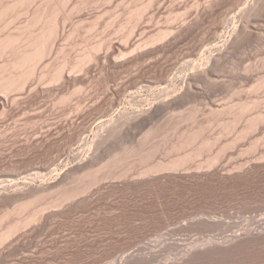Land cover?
<instances>
[{
	"label": "rangeland",
	"instance_id": "obj_1",
	"mask_svg": "<svg viewBox=\"0 0 264 264\" xmlns=\"http://www.w3.org/2000/svg\"><path fill=\"white\" fill-rule=\"evenodd\" d=\"M76 1V2H75ZM89 1V3H88ZM94 3L92 2V0H81V2L84 3V6L82 4H78L79 5V12L77 10V2L78 3H81L79 2V0H71L69 1L66 5V9H64L66 12H63L61 15H60V19H64V18H70V19H67L69 20L68 22L64 23L65 22L63 19V22L61 25H64V29L66 28L67 30H62L65 32V33H62L64 35H61V40L60 38L58 39V42H56V45L57 47L60 49L62 48L63 46L66 48L63 49H60V50H57V47L55 45V49L54 52L50 55L47 56V58L45 60H43L44 62H41L42 64H45V67L48 66L49 68L46 67V71L48 72L49 69L53 66V67H58L57 65L61 66V65H66V68L65 67V74L66 73H70L71 76H68V74H66V78L64 80H61L62 83H59V85H56L58 83H53L51 84V82L49 81L50 79H47V78H44L46 81H44V79L42 78V80H40L41 78L38 76L39 74H37L36 78L35 79H32L31 81L35 80L33 83L30 81V83L28 82V86L25 87V89L21 92L17 91L16 92H12L13 94L11 95H4L3 93H0V135H1V139H0V182L3 184L0 183V194L4 193L6 194L7 193V196L10 192H13L14 190L16 191V188H17V191H18V194L19 195V192H22L24 191V187H26L25 190L28 191V188H29V197H24V193H23V197H24V200L21 199L20 201L18 200L17 202V199L14 201H6L4 202V199L2 202V204H0V218L3 217V216H7V212L9 210V212L15 208L17 209L18 207H20V205H22V203H27V200H29L28 202H31V206L30 208L28 209H25L23 210L22 213L18 212L14 213V214H10L9 212V219L6 218V217H3L2 218V221L1 224H0V232L2 233L3 230L6 231L5 229L8 228L9 226V222H16V219L17 221H22V220H25L26 223L31 221V217L33 216L32 214L35 212V211H38V210H41L43 209L45 212H41L43 214H40L39 215V220H34L32 221V223H37L36 224H32V223H28V224H32L31 226H28L30 228L26 229L27 228V225L22 229L20 230V232H17L14 236H12L11 238H9L10 240H7V244L4 243L2 245H0V257H2V259H0V264H136L137 262L140 264H264V160L262 156H264V123H262L264 120L263 118V115H264V88H261V87H264L262 82L264 83V8L262 10H258L257 13L255 14L256 17L253 15L256 11H251L249 12L251 14L248 13V15L246 14V10L247 12L250 10L249 9V6L250 8H253L252 6H254V4L256 5V3H253L255 2L254 0H246L242 2H236V0H228L225 2V4H223L222 6L219 7V9H217L211 17L209 18H206L204 19L203 21V26H200L199 28H197L196 30H194L192 32V34H189V36H186L180 43H178L177 45L173 46L170 50L168 51H162L160 52L159 54H150L151 51L155 50V47L156 49H160L162 46H164V44L166 45L168 42L166 40V43L163 42L162 46H161V43L159 41V43L157 42L158 40H156L157 44H153V43H156L155 41L152 42L153 38L156 37L159 33L158 32H164V31H167V30H170L171 31H175L177 32V30L179 29V27H181V25L183 24H186L187 20H188V23L192 22L193 18L196 17L195 15L197 14V10H200L201 12V8L204 7L202 9V11L205 9L206 5L209 4L210 0H105L107 3V7L106 5H104V0H93ZM98 3H96V2ZM99 1V2H98ZM114 1V2H113ZM132 1V2H131ZM143 1L145 3H143ZM230 1V2H229ZM234 1V2H233ZM74 4H73V3ZM91 2V3H90ZM111 2V3H110ZM119 2V3H118ZM151 2V3H150ZM154 2V3H153ZM40 1L37 0V3H33L30 7L32 10H30L28 12V14H32L31 11L33 12V10L35 9V7H37V4H39ZM70 3V4H69ZM96 3V4H95ZM110 3V4H109ZM124 3L123 6H121L122 4ZM127 3V5L125 4ZM134 3V4H133ZM143 3V4H141ZM150 3V4H149ZM233 3V5H232ZM237 3H240V5ZM36 6H35V5ZM91 4V7L90 5ZM93 4V5H92ZM95 4V6H94ZM146 5L147 6V9L144 10L143 12V15L141 17V19H133L131 20V12L133 11H136L135 10V7L137 9V7H140L142 8V5ZM155 4V5H154ZM162 4V5H161ZM235 4V5H234ZM253 4V5H252ZM83 6L82 9L80 6ZM110 5V6H109ZM113 5V6H112ZM132 5V6H131ZM134 5V6H133ZM140 5V6H139ZM144 5V7H145ZM252 5V6H251ZM73 6V7H72ZM93 9V10H90V8ZM102 8H101V7ZM112 6V7H111ZM116 8H115V7ZM125 6V8H124ZM129 8H126L128 7ZM228 6V7H227ZM231 6V7H229ZM67 7H68V10H67ZM71 7V9H70ZM77 7V8H76ZM97 7V8H96ZM150 7V8H149ZM159 7V8H157ZM34 8V9H33ZM86 8V9H85ZM95 8V9H94ZM123 8V9H122ZM131 8V9H130ZM166 8V9H165ZM74 11H73V10ZM84 9V10H83ZM97 9V11H96ZM100 9V10H99ZM107 12H105V10ZM112 9V11H111ZM115 9V11H113ZM116 9H120L121 11H124V12H119L120 10H117ZM127 9V10H126ZM154 11H152V10ZM155 9V10H154ZM246 9V10H245ZM70 10V11H69ZM126 10V11H125ZM132 10V11H131ZM181 10V11H180ZM73 14H72V12ZM78 11V12H77ZM91 11V13H90ZM110 11V12H109ZM128 11L130 13H128ZM180 11V12H178ZM222 11V12H221ZM262 11V12H261ZM69 12V13H68ZM75 12V13H74ZM83 12V13H82ZM89 12V13H87ZM93 12V13H92ZM102 12V13H101ZM114 12V13H113ZM157 12V13H156ZM170 12V13H169ZM176 12V13H175ZM198 12V13H200ZM65 13V14H64ZM78 13V14H77ZM100 13V14H99ZM105 13V14H104ZM108 13H110V15L112 17H115V14L117 18H112ZM146 13V17L144 16ZM162 13V14H161ZM168 13V14H167ZM178 13H180L179 15H177ZM183 13V14H182ZM228 13V14H227ZM259 13V14H258ZM28 14L26 15L24 13V15H21L19 17V19H17L15 21V25L13 26H16V27H12V25H10L8 27V29H4V32L7 33V32H10V30L14 29V31H11L12 33L16 32L17 28H19L20 26H24L26 25V21L29 20L30 16H28ZM70 16H69V15ZM72 14V15H71ZM76 14V15H75ZM82 14V15H81ZM87 14V15H86ZM89 14V15H88ZM95 14V15H94ZM104 16H103V15ZM123 14V15H122ZM125 14V15H124ZM127 14V15H126ZM157 14V15H156ZM160 14V15H159ZM166 14V15H165ZM170 14H172L170 16ZM247 17H245L246 15ZM26 15V16H25ZM68 15V16H67ZM78 15V16H77ZM80 15V16H79ZM98 17L99 15V20H97L95 17ZM106 15V16H105ZM119 15V16H118ZM122 15V16H121ZM151 15V16H150ZM153 15V16H152ZM177 15V16H176ZM63 16V17H62ZM74 16V17H72ZM88 16V17H87ZM95 16V17H94ZM108 16V18H107ZM125 16H127L125 18ZM144 16V17H143ZM151 17L150 18H148ZM158 16V17H157ZM179 16V17H178ZM198 16V14H197ZM229 16V17H228ZM253 16V17H252ZM24 17V18H23ZM28 17V18H27ZM90 17V18H89ZM112 19L111 21L112 22H109L110 18ZM120 17V18H119ZM123 17V18H122ZM130 17V18H129ZM153 17V18H152ZM169 17V18H168ZM176 17L178 19H176ZM228 17V18H227ZM251 17H252V24L250 26V24H248V35L246 37L245 40L243 41H239L237 44L233 45L232 48H230L229 50H227L226 54L224 53V57L223 59L221 60L220 62V66L218 65L217 67V72H215V74L212 76V78H209L208 80H205L202 81L201 83H197L199 85H197L195 88H194V91L196 90V92L198 91V94L197 93H194L191 94L192 96H190V102L189 100L187 101V104L185 102V104H183V106H181L179 108H175L173 107V109H168L169 112H170V116L169 117V112L165 109V111L162 113H160L161 115H159V117L155 118L156 120L153 119V121H151L149 124H147L148 126L146 125H142L141 127H133L131 130L133 132H131L130 130H123V133L121 134L119 131H117V133H114L113 135L111 134V136L108 137V143L107 142V145L105 143V148H104V145H102L103 147H101L100 150H97V148L95 146H93V143L96 139H98V133H102L103 129L106 128V127H103L104 124L106 126H108V122L110 121L111 118H118L119 116L123 115V114H126V113H140V112H144L145 110L147 111L148 108H150L152 105L154 104H160L161 102H163L165 99L163 98L164 96V93L166 92L167 94H169L167 91L171 90L174 88L173 91H177V90H180L181 88H183V84L185 83V76L189 73H192V72H195L196 70H198V68H201V66H203V62H204V58H207L205 56H208L210 55V52L212 51H215L217 49V47H223V45L226 43V41H229V39L231 38V33L234 32V28L236 29L241 23H245V21H247V19L251 20ZM73 18V19H71ZM85 18V19H84ZM88 18V19H87ZM128 18V20L130 19V21H126ZM144 18V20H142ZM159 18V19H158ZM169 20H168V19ZM181 20H180V19ZM183 18V19H182ZM27 19V20H26ZM75 19V20H74ZM81 19V20H80ZM94 22L95 25H92V22L90 23V20ZM93 19V20H92ZM107 19V20H106ZM116 19V20H115ZM126 19V20H125ZM171 19V20H170ZM176 19V20H174ZM195 19V18H194ZM210 19V20H209ZM212 19V20H211ZM222 19H226L225 21H223ZM229 19V20H228ZM72 20V21H71ZM78 23H80V26H82V28H80V26H77L78 23H76L77 21ZM85 20V21H84ZM121 20V21H120ZM123 20V21H122ZM134 20V21H133ZM138 20V21H137ZM179 20V21H178ZM75 21V22H73ZM90 25H88L89 23ZM99 23H97V22ZM108 21V22H107ZM113 21H117L115 24L113 23ZM120 21V22H119ZM139 21H143L142 25H141V22ZM146 21V22H145ZM155 21V22H154ZM168 21V22H166ZM174 22V23H170V22ZM195 21V20H193ZM214 21V22H213ZM216 21V22H215ZM219 21V23H218ZM220 21H223L225 22L226 25H224V27H226L225 29L223 28V26H221L220 24ZM20 22V23H19ZM72 22V23H71ZM101 22V23H100ZM107 22V23H106ZM119 22V23H118ZM126 22H128L129 24H127ZM135 23H138L139 25L135 26L137 27V31L135 30V28H133L134 26H132L131 23L134 24ZM186 22V23H185ZM14 23V22H13ZM12 23V24H13ZM17 23V24H16ZM74 23V24H73ZM76 23V25H75ZM85 24L84 26L81 25V24ZM97 23V24H96ZM114 24V26H112V24ZM123 24L124 26H120V24ZM126 23V25H125ZM147 23V24H146ZM19 24V26H18ZM69 24V25H68ZM70 24H72L70 26ZM99 24V25H98ZM111 24V25H110ZM119 24V25H117ZM121 24V25H122ZM219 24L220 28H221V31H220V28L219 26L217 25ZM74 25V26H73ZM87 25V26H86ZM98 25V26H97ZM129 25V28L126 27ZM18 26V27H17ZM76 26V27H75ZM90 26V27H88ZM94 26V28H93ZM100 26V27H99ZM106 28H105V27ZM112 26V27H111ZM119 26L121 28H119ZM132 26V27H131ZM228 26V27H227ZM69 27V29H68ZM74 27V28H73ZM86 27V28H85ZM88 27V28H87ZM99 27V28H98ZM104 27V29H103ZM109 27V28H108ZM115 27V28H114ZM123 27V29H122ZM140 27V28H139ZM218 27V28H217ZM10 28V29H9ZM70 28L71 30L75 29V31H71V33H74L73 36L72 34L70 33ZM73 28V29H72ZM77 28H80V29H84L83 30V35H82V30L80 31V29H78V34L76 29ZM90 28V29H89ZM92 28H93V32L92 31ZM98 30H97V29ZM108 28V30H107ZM118 28V29H117ZM125 28V29H124ZM132 28V29H131ZM178 28V29H177ZM201 28V29H200ZM215 28H217L216 30L219 29V32L221 33L222 37L221 39L219 40L220 41V44H219V41H217V43L219 44H216L215 47H213V45H205L203 46L204 49H208L206 51V54L203 55V48L201 49V52H200V48L199 46L202 45V43H204L206 41V39L208 40L209 37H211L213 35V32L215 31ZM87 29V30H86ZM101 29V30H100ZM120 31H117L119 30ZM131 33H128L129 31H131ZM224 29V30H223ZM91 30V31H90ZM102 30H105V31H102ZM123 30H127V33ZM141 30V33L140 31ZM145 30V31H144ZM158 30V31H157ZM223 30V31H222ZM89 31L90 35H88L87 33V36L84 32H87ZM100 33H99V32ZM114 31V32H112ZM135 31V32H134ZM233 31V32H232ZM3 32V31H2ZM2 32H0V36H2ZM3 32V35L5 34ZM68 32V33H67ZM99 34H98V33ZM105 32V34H103ZM122 32H125V33H122ZM135 34H134V33ZM144 34H143V33ZM223 32V33H222ZM17 33V32H16ZM70 33V34H69ZM80 33V34H79ZM109 33V35H108ZM114 34V37H113V34ZM123 34L122 36L120 34ZM68 34V35H67ZM76 34V35H75ZM112 34V35H110ZM118 34V35H117ZM129 34H131V37ZM141 34V35H140ZM153 34V35H152ZM224 34V35H223ZM71 35V36H70ZM85 35V36H84ZM116 35V36H115ZM129 35V36H128ZM136 35V36H135ZM145 35V36H144ZM75 36V38L78 39V41L73 38ZM77 36V37H76ZM107 36V37H106ZM111 36V37H110ZM119 36V37H118ZM127 36V38H126ZM139 36V37H138ZM141 36V37H140ZM154 36V37H153ZM80 37H83V38H80ZM104 38V41L102 38ZM117 37V38H116ZM125 37V38H124ZM146 37V40L144 39ZM150 37L152 39H150ZM73 38V39H72ZM86 38H90L89 40H87ZM95 38H99V40L96 41ZM108 38V39H107ZM116 38V39H115ZM124 38V40L122 39ZM130 40H129V39ZM132 38V39H131ZM137 38H142V39H138V42H137ZM150 40H149V39ZM170 38V36L168 37ZM66 39V40H65ZM69 39V40H67ZM83 39V40H82ZM102 41H101V40ZM119 40L118 42L116 40ZM127 39V40H126ZM135 40V43L133 42ZM149 41H148V40ZM72 42H71V41ZM75 43H74V41ZM82 40V41H81ZM85 40V42H83ZM93 40V43L91 42ZM97 42L99 43V45L97 43L94 42ZM111 42H110V41ZM135 44H133V46H129L128 48L126 47V45H123L122 43L125 42L124 44H127L128 41H131ZM140 40V41H139ZM165 40V39H164ZM77 41V42H76ZM81 41V42H79ZM114 41V43H112ZM123 41V42H122ZM163 41V40H162ZM204 41V42H203ZM222 41V42H221ZM224 41V42H223ZM65 42V43H64ZM67 42V43H66ZM69 42L71 43V45H69ZM102 42V43H100ZM110 44H109V43ZM122 42V43H121ZM140 42V43H139ZM149 44H153V46L149 47V50L147 49L148 48V43ZM59 43V44H57ZM63 45H62V44ZM84 43V44H83ZM87 43V44H86ZM92 44V47L95 46V48L98 46L100 48V45H102L100 51L98 52L99 54L101 53V56L99 54H97V57L98 55L100 56V59L102 57V59L100 60L99 57H98V60L95 58L93 60H97L95 61L94 63H92L93 61L91 60L85 63H87V65H84L82 63L81 66H84L83 68L81 66L78 67V71L80 70V67H81V70L84 71L83 74L80 73L82 71H77L75 67L77 65V63H79V61H82L81 58L83 57V55H85L84 53H89V52H93L92 50H94V48L92 49L91 48V45ZM95 43V44H94ZM111 43L113 45H111ZM116 43L117 46H120L118 44H121L123 46H120V50L118 48H116V45L114 46V44ZM137 43V44H136ZM143 43V44H142ZM147 43V44H146ZM62 46H61V45ZM66 44V45H65ZM76 44H81V45H76ZM105 44V45H104ZM146 44L145 46H143V49H140L138 48L137 46L140 45L141 46ZM85 45H88V46H85ZM97 45V46H96ZM108 45H110V49L108 47ZM237 45V47H235ZM74 46L77 48L73 49ZM82 46V47H81ZM124 46L126 47L124 49ZM70 49L68 50L67 49ZM73 47V48H71ZM79 47V48H78ZM88 47V48H87ZM107 47L113 51L114 48H116L118 50V52H116L117 50L115 49L113 51V53L111 51L107 52L108 49ZM132 47V49L130 48ZM134 47V48H133ZM137 47V50L136 48ZM142 47V46H141ZM214 49H213V48ZM89 48H91L92 50L88 51ZM106 48V50L104 49ZM130 48V49H129ZM199 48V49H198ZM210 48V49H209ZM81 51H80V50ZM129 49V50H128ZM65 50V51H64ZM74 50V51H73ZM84 50V51H83ZM103 50V51H102ZM126 50V51H125ZM128 50V52L130 53H126ZM132 50V51H130ZM133 50H135L134 52H136V54L133 53ZM138 50H143V51H138ZM148 50V51H147ZM199 50V51H198ZM60 51V53L58 52ZM62 51V52H61ZM71 51V52H70ZM73 51V52H72ZM84 53H83V52ZM88 51V52H87ZM106 51V52H105ZM58 52V54L56 53ZM64 52V53H63ZM69 54H68V53ZM123 52H124V55H123ZM132 52V54H131ZM149 54H148V53ZM164 52V53H163ZM200 52V53H199ZM57 54V57L58 55H60L61 57L66 55L67 57H69V55L71 56L70 58H67V57H58L56 58L55 57V60L54 59V56H56ZM79 53H82L80 56ZM97 53V52H96ZM104 53H107L108 55L104 54ZM110 53V54H109ZM114 53H116L117 55H115ZM130 54V56H128L126 59L123 57V56H127L126 54ZM140 53V54H138ZM142 53V55H141ZM199 55H198V54ZM55 54V55H54ZM73 54H77V55H73ZM114 54V56H112ZM134 54V55H133ZM148 54V55H147ZM9 55V54H7ZM7 55H5L4 57H2L3 59L1 60L0 58V63L2 64L4 62L5 59L9 58ZM73 55V57H72ZM103 55V56H102ZM139 55V56H138ZM145 55V56H144ZM159 55V56H158ZM197 55V56H196ZM7 56V57H6ZM10 56V55H9ZM79 56V57H78ZM96 56V55H95ZM107 56V57H105ZM109 56V57H108ZM119 56H122L123 58H120ZM155 56V57H154ZM75 57H77L76 59H74ZM85 57V56H84ZM83 57V58H84ZM114 57V58H113ZM116 57V58H115ZM118 57V59H117ZM160 57V58H159ZM48 58L50 59L48 60ZM67 58V59H66ZM106 58V59H105ZM111 58H113L114 60H112ZM150 58V59H149ZM159 58V59H158ZM59 61H58V60ZM66 61L65 63H63V60ZM66 59V60H65ZM71 59V60H69ZM78 59V60H77ZM117 59V60H116ZM120 59H124L123 61L120 60ZM132 59V60H131ZM145 59V60H144ZM54 62H53V61ZM78 62H77V61ZM100 60V61H99ZM107 60V63H105ZM112 60V61H111ZM121 63H120V61ZM130 60V61H129ZM3 61V62H2ZM47 61H50V62H47ZM62 61V62H60ZM69 61V62H67ZM74 61L76 63V65L74 66ZM110 61V62H109ZM114 61H118V65L116 63H114ZM126 61V62H125ZM141 61V62H140ZM60 62V63H59ZM73 62V63H72ZM90 62V63H89ZM98 62V64H97ZM100 62V63H99ZM104 62V64H103ZM124 62V63H123ZM132 62V63H131ZM138 62V63H136ZM50 65H48V64ZM52 63V64H50ZM56 63V64H55ZM63 63V64H61ZM72 63V64H71ZM116 65H114V64ZM126 63V64H125ZM134 63V65H133ZM40 65V67L44 66V65ZM61 64V65H60ZM69 64V65H68ZM89 64V65H88ZM98 65L95 66V65ZM107 64V66H106ZM121 64V65H120ZM52 65V66H51ZM80 65V64H79ZM93 65V66H92ZM104 65V66H103ZM112 65V66H111ZM129 65V66H128ZM176 65V66H175ZM88 66V67H87ZM116 68H115V67ZM121 66V67H120ZM174 66V67H173ZM187 66V67H186ZM195 66V68H194ZM44 67V68H45ZM52 67V69H54ZM70 67V69H69ZM72 67V68H71ZM74 67V68H73ZM94 67V68H93ZM96 67V68H95ZM104 67V68H103ZM107 67H108V70H107ZM220 67V68H219ZM253 67V68H252ZM38 68V73H40V69ZM85 68V70H84ZM87 68V69H86ZM93 68V69H92ZM110 68V69H109ZM219 68V69H218ZM248 68V71H246ZM48 69V70H47ZM75 70V72H71L72 70ZM254 69V70H253ZM43 70V69H42ZM41 70V71H42ZM45 70V69H44ZM51 70V69H50ZM105 70V72H104ZM172 70V71H171ZM42 72V74H46L47 72ZM99 71V72H98ZM257 71V72H256ZM88 72V74H87ZM101 72V73H100ZM180 72V73H178ZM182 72V73H181ZM256 74H255V73ZM259 72V73H258ZM76 75H74V74ZM94 73V74H93ZM247 73V74H246ZM85 74V75H84ZM87 74V76H86ZM109 74V75H108ZM178 74V75H176ZM250 74V75H249ZM253 74V75H252ZM79 75V76H77ZM176 75V77H175ZM67 76H68V79H67ZM89 76V77H88ZM93 76V77H92ZM96 76V77H95ZM241 76V77H240ZM251 76V77H250ZM39 77V78H37ZM71 79H70V78ZM81 80H80V78ZM250 77V79H249ZM255 77V79H254ZM262 77V78H260ZM49 78V77H48ZM79 78V79H78ZM83 78V79H82ZM88 80H87V79ZM99 78V79H98ZM166 79V81H165ZM254 79V80H253ZM258 81H255L257 80ZM260 79V80H259ZM40 80V82H39ZM71 80V81H70ZM145 80V81H144ZM252 81H255L254 82H251ZM49 81V82H48ZM66 81V82H65ZM68 81V82H67ZM140 81H144L143 82V85L140 83ZM159 81V82H158ZM212 81V82H211ZM245 81V82H244ZM250 81V82H249ZM38 82V83H37ZM42 82V84H41ZM47 82V83H46ZM71 82V83H69ZM140 83V84H135V83ZM204 82V83H203ZM261 82V83H260ZM50 83V85H49ZM77 83V84H76ZM145 83V84H144ZM151 83H152V86H151ZM252 83V84H251ZM258 84L260 83L261 86L259 87L260 84H258V88L261 89H256V85L255 84ZM34 84V85H33ZM46 84V85H44ZM48 84V85H47ZM55 84V85H54ZM73 84V85H72ZM88 84V85H87ZM101 84V85H100ZM149 84V85H148ZM251 84V85H250ZM42 85V86H41ZM77 85V86H76ZM108 85V86H107ZM131 87H130V86ZM134 85H140L139 86V89L136 88L138 86H134ZM170 85V86H169ZM41 86V87H40ZM48 86V87H46ZM50 86V87H49ZM68 86V87H67ZM110 86V87H109ZM129 86V87H127ZM142 86V87H141ZM148 86V87H146ZM254 87L252 88L253 92L254 90H256L254 93L252 92V94L250 93V87ZM34 89H33V88ZM43 87V88H42ZM45 87V88H44ZM83 87V88H81ZM141 87V88H140ZM145 87V88H144ZM149 87H152V88H149ZM166 87L169 88L168 90H166ZM171 87V89H170ZM239 87V88H238ZM248 87V88H247ZM53 88V89H52ZM57 88V89H56ZM76 88V89H75ZM88 88V89H87ZM111 88V89H109ZM116 88V89H115ZM118 88V89H117ZM154 88V89H153ZM246 88V89H245ZM79 89V90H78ZM137 89V90H136ZM147 89V90H145ZM157 89V90H156ZM165 89V90H164ZM211 89V90H210ZM244 89V90H243ZM248 89V90H247ZM29 90V91H28ZM35 90V91H33ZM78 92H77V91ZM81 90V91H80ZM89 90V91H88ZM118 90V91H117ZM127 90V91H126ZM133 90V91H132ZM144 90V91H143ZM150 90V91H149ZM161 90V91H159ZM163 90V91H162ZM237 90L239 92H237ZM243 92H242V91ZM246 90V91H245ZM251 90V91H252ZM260 92H259V91ZM27 91V92H26ZM45 91V92H44ZM51 91V92H50ZM53 91V92H52ZM85 91V92H84ZM165 91V92H164ZM172 91V90H171ZM171 91L170 94H171ZM213 91V92H212ZM31 92V93H30ZM36 92V93H35ZM47 92V93H46ZM71 92V94H69ZM79 92H81L79 94ZM148 92V93H147ZM201 92V94H200ZM232 92V93H231ZM20 93V94H19ZM27 93V94H26ZM30 93V95H28ZM39 93V95H38ZM58 93V94H56ZM63 95H62V94ZM67 93V95H66ZM73 93V94H72ZM76 93H78L76 95ZM215 93V94H214ZM237 93V94H235ZM238 93H239V96H238ZM241 93V94H240ZM252 95L250 97H248V95ZM3 94V95H2ZM26 94V95H25ZM34 94V95H33ZM38 96H36V95ZM45 94V95H44ZM51 94V95H50ZM61 94V95H60ZM71 96L72 98H68L66 96ZM87 94V95H86ZM120 94V95H119ZM125 94V95H124ZM128 94V95H127ZM132 96H131V95ZM141 96L139 97L138 95ZM151 94V95H150ZM161 94V97L163 98L161 100V97L160 95ZM163 94V95H162ZM165 94V97L166 95ZM197 94V95H196ZM210 96H209V95ZM230 94V95H229ZM236 95V96H233L232 95ZM17 95V96H16ZM49 95V96H48ZM54 95V97H53ZM58 95V97L56 96ZM66 95V96H65ZM75 95V96H74ZM86 95V96H85ZM147 97H146V96ZM153 95H155L153 97ZM159 95V96H158ZM194 95V96H193ZM202 95L203 96V100L201 99L202 98ZM258 95V96H256ZM15 96V97H14ZM24 96V97H23ZM32 96V97H31ZM43 96V97H42ZM67 99L66 101H64L62 97H64ZM135 96V98H134ZM145 98H144V97ZM158 96V97H157ZM212 96V97H211ZM6 97V99H5ZM19 97V99H18ZM53 97V98H51ZM89 97V99H88ZM143 97V99H142ZM153 97V98H152ZM156 97V98H155ZM193 97V98H192ZM196 97V98H195ZM200 97V98H199ZM209 97H210V100H209ZM238 97V98H237ZM243 97V98H242ZM256 97V98H254ZM262 97V98H261ZM16 98L18 100H16ZM22 98V99H21ZM56 98V99H55ZM131 100H130V99ZM137 98V99H136ZM158 98V100H157ZM160 98V100H159ZM195 103L192 102V99ZM195 98V100H194ZM223 98V99H222ZM229 98V100H227ZM232 98V99H230ZM241 98V100H240ZM245 98V99H244ZM251 99L249 101H246L248 99ZM10 99V100H9ZM21 99V100H20ZM25 101H24V100ZM52 99V100H51ZM61 99V100H59ZM70 99V101H69ZM111 99V100H110ZM121 99V100H120ZM133 99V101H132ZM136 99V100H134ZM143 101H142V100ZM152 99V100H151ZM154 99V100H153ZM155 99L157 101H155ZM201 99V100H200ZM205 99V100H204ZM207 99V100H206ZM225 99V100H224ZM254 99V100H253ZM258 101H257V100ZM8 100V101H7ZM12 100V101H11ZM28 100V101H27ZM34 100V101H33ZM44 100V101H43ZM92 100V101H91ZM100 100V101H99ZM110 100V101H109ZM118 101V105L117 104H114V102ZM128 100V102H127ZM147 102H146V101ZM149 100V101H148ZM222 100V102H221ZM230 100H233L232 102H229L227 104H222L223 102H226V101H230ZM237 100V101H236ZM245 100V103L249 102L248 104H250L251 102V106L252 108L250 107L249 109L251 110H248L247 113L245 112H241V105L240 103H244ZM253 100V101H252ZM1 101L3 102L4 104V107L2 106L3 104H1ZM17 101V102H16ZM41 101V102H40ZM59 104H58V102ZM64 101V102H63ZM71 103H69V102ZM98 101V102H97ZM140 101V102H139ZM153 101V103H152ZM207 101V103L205 102ZM212 101H213V104L216 103L218 104L219 108L217 107L216 104H212ZM216 101V102H215ZM218 101V102H217ZM241 101V102H240ZM254 101H257L258 104ZM14 102V103H13ZM29 104H28V103ZM33 102V103H32ZM57 102V103H56ZM66 102V103H65ZM67 102L69 104H67ZM107 102V103H105ZM113 102V104H112ZM127 102V103H126ZM132 102V103H131ZM137 102V103H136ZM144 102V103H143ZM157 102V103H156ZM208 104L206 106H204L203 104ZM205 102V103H204ZM210 102V103H209ZM22 104V106L20 104ZM53 103H56V106L53 104ZM65 103V106L63 105ZM87 103V104H86ZM96 103V104H95ZM136 105H135V104ZM143 103V104H142ZM149 103V104H148ZM152 105H151V104ZM191 103V105H190ZM193 103V104H192ZM219 103H221L219 105ZM239 103V105L237 104ZM262 103V104H261ZM16 104V106H15ZM19 104V105H17ZM58 104V106H57ZM61 104V105H60ZM93 104V105H92ZM110 104H111V108L115 107L114 109L111 110L110 108ZM138 104V105H137ZM141 104V105H140ZM145 104V105H144ZM197 104V105H196ZM233 110V106L234 105H237L238 107L234 108L233 111L237 110V112H233L231 110V108H229L230 106ZM260 104V106H259ZM24 105L26 107H24ZM64 107H63V106ZM83 105L85 107H83ZM90 105V106H89ZM92 105V106H91ZM109 105V107H108ZM115 105V106H114ZM185 105H189L188 107L186 106L184 109V106ZM192 105L196 106V108L198 106H200V109L199 107L197 108V113L196 112V108L194 109L192 107ZM212 107H211V106ZM246 105V104H245ZM255 105V106H253ZM258 105V106H257ZM262 105V107H261ZM6 106V107H5ZM10 106V107H9ZM16 108V110L12 107ZM21 108H20V107ZM34 106L35 108L33 109L32 107ZM39 106V107H38ZM83 108H82V107ZM107 106V107H106ZM227 109L228 110H224L223 108ZM228 106V107H227ZM244 106V104H243ZM3 107V108H2ZM29 107V108H28ZM31 107V108H30ZM46 111H44V108ZM76 107V108H75ZM78 107V108H77ZM88 107L89 110H88ZM93 107L95 109H93ZM106 107V108H105ZM147 107V108H146ZM206 107V108H205ZM209 107L211 109H209ZM216 107V108H215ZM235 107V106H234ZM240 107V108H239ZM256 107V108H255ZM259 107L261 109H259ZM6 110H5V109ZM18 108V109H17ZM27 108V109H26ZM40 108V109H39ZM52 108V109H51ZM80 108V109H79ZM98 108V109H97ZM125 108V109H123ZM128 108V109H127ZM143 108V109H142ZM183 108V111L181 112ZM4 109V110H3ZM12 109V111H11ZM14 109V110H13ZM24 109V110H23ZM25 109H26V112H25ZM55 109V110H54ZM58 109V110H57ZM83 109V110H82ZM97 109V110H96ZM107 109V110H106ZM110 109V110H109ZM129 111H127V110ZM189 109H190V112H189ZM218 110V112L215 111ZM223 109V110H222ZM3 110V111H2ZM19 110V112H18ZM21 110V111H20ZM29 110V111H28ZM57 110V112L55 113V111ZM86 110V111H85ZM94 110V111H93ZM103 110V111H102ZM133 110V111H132ZM186 110H188L186 112ZM192 110V111H191ZM195 110V111H194ZM215 111L216 113H213L212 114V111L209 112V111ZM230 110V111H229ZM260 110V111H259ZM263 110V112H262ZM4 111L6 112L4 114ZM11 111V113H10ZM26 113V114H22L23 112ZM29 114H27L28 112ZM35 113H34V112ZM39 111V112H38ZM60 111V112H59ZM70 111V112H69ZM82 111L80 114H78L77 112H80ZM85 111V112H84ZM111 111V112H110ZM140 111V112H139ZM179 111L180 114L177 112ZM202 111H205V112H202ZM222 111H225L223 113H221ZM258 111V112H256ZM3 112V113H2ZM14 112V114H13ZM16 112V113H15ZM33 112V113H32ZM37 112V113H36ZM45 112V113H44ZM52 112V113H51ZM76 112V113H75ZM95 112V113H94ZM103 112V113H102ZM108 112V113H107ZM123 112V113H121ZM176 117H174L175 115ZM186 112V114L184 113ZM189 112V113H188ZM194 113V116L197 114V117L195 116L192 117L193 113ZM209 112V113H208ZM224 114L223 118L221 117V114ZM227 112V113H226ZM233 112V114L231 113ZM251 112V113H249ZM10 113V115L8 114ZM32 113V114H31ZM41 113V114H40ZM48 113V114H46ZM52 115H51V114ZM72 113V115H70ZM84 113V114H83ZM91 113V114H89ZM107 113V114H106ZM110 113V114H109ZM128 113V114H129ZM165 113V114H164ZM182 113V114H181ZM207 113L204 117H202L203 114ZM218 113V114H217ZM227 115H226V114ZM230 113V114H229ZM250 115H249V114ZM254 113V114H253ZM260 113V114H258ZM263 113V114H262ZM3 115V117H1ZM18 114V115H17ZM21 114V115H20ZM68 114V115H67ZM88 114V115H87ZM104 115L103 117H101L102 115ZM114 114V115H113ZM117 114V115H116ZM173 114V115H171ZM191 116H190V115ZM209 114V115H208ZM211 114V115H210ZM217 114V115H216ZM25 115V116H24ZM27 115V116H26ZM45 115V116H44ZM48 115V116H47ZM72 117H70V116ZM76 115H79V116H76ZM94 115V117H92ZM97 115V116H96ZM100 117H99V116ZM164 117H163V116ZM179 115V116H178ZM182 115V116H181ZM186 115V116H185ZM215 115V116H214ZM220 115V116H219ZM238 116L236 117L235 119V116ZM246 115V116H245ZM261 117H259V116ZM7 116V117H6ZM9 116V117H8ZM12 116V117H11ZM17 116V117H16ZM23 118H22V117ZM40 116H42L40 118ZM86 116L88 118H86ZM172 116H173V119H172ZM178 116V117H177ZM181 116L180 119H178L179 117ZM187 116H190L191 118L187 117ZM210 116V117H208ZM217 116V117H216ZM234 116V117H233ZM246 118H244V117ZM249 116V117H248ZM259 117L258 118V122H257V126L254 128H252V132H249V130L251 131V129L247 130V128L250 127V124L252 123H248V121H250V119L248 118H251L252 120V117ZM14 117V118H13ZM46 117V118H45ZM50 117V118H49ZM67 117V118H65ZM70 117V118H68ZM75 117V119H74ZM169 117V118H167ZM187 117V122H186V118ZM208 117V118H207ZM213 120H211L212 118ZM216 117V119H215ZM219 117V119H217ZM221 117V118H220ZM228 117V118H227ZM230 117H233L234 118V121H233V118H230ZM255 117V118H256ZM9 118V119H7ZM17 118L20 119L17 121ZM38 118V119H37ZM65 118V119H64ZM108 118V119H107ZM161 118H165L164 120L161 119ZM172 120H171V119ZM183 118V119H182ZM195 120L193 121L192 120ZM205 118V119H204ZM211 118V119H209ZM240 118V120H238ZM33 119V120H32ZM37 119V120H36ZM75 121H74V120ZM81 119V120H80ZM84 119V120H83ZM160 121H159V120ZM170 121H169V120ZM182 119V120H181ZM185 119V120H184ZM190 119V120H188ZM215 119V120H214ZM228 119V121H227ZM231 119V120H230ZM4 120V121H3ZM43 120V121H42ZM48 120V122H47ZM53 120V121H52ZM67 120V121H65ZM70 120H73L72 121V124L70 123ZM97 122H96V121ZM109 120V121H108ZM205 122H204V121ZM219 120V122L217 121ZM223 120H226V125L228 127H226V125H221L222 124V121ZM237 120V121H236ZM247 122H246V121ZM261 122H260V121ZM17 123H16V122ZM27 125V127H25V123ZM27 121V122H26ZM50 121V122H49ZM55 121V122H54ZM56 121H59V122H56ZM65 121V122H64ZM92 121V122H91ZM162 121V122H161ZM165 121V122H164ZM169 123H167V122ZM180 122V123H176V122ZM197 121V122H196ZM210 121L209 124H207L208 122ZM214 121H217V124L216 122L214 123ZM230 121V122H229ZM236 121V122H235ZM240 121V122H238ZM14 122V123H13ZM22 122V124H20ZM34 122V124H33ZM36 122V123H35ZM43 122V123H42ZM48 124L49 123L52 125V126H48L45 124ZM53 122V123H52ZM67 122V123H66ZM83 122V123H82ZM96 122V123H95ZM160 122V123H158ZM165 124H164V123ZM171 122V123H170ZM174 122V123H173ZM194 122V124L198 123V125L195 124H192ZM207 122V123H206ZM214 125H212L213 123ZM228 122V123H227ZM235 122V123H233ZM245 122V123H244ZM16 123V124H15ZM30 125H29V124ZM38 123V124H37ZM62 123V125H61ZM66 123V124H65ZM92 123L93 125L89 126L90 124ZM156 123V124H154ZM184 125H181L183 124ZM186 123H188L186 125ZM212 123V124H211ZM224 123V121H223ZM238 123V124H237ZM244 123V124H243ZM3 124V125H2ZM10 124V125H9ZM12 124V125H11ZM42 124V125H41ZM75 124V125H74ZM81 124L83 126H81ZM86 124V125H85ZM154 127L157 126V125H160V127ZM173 126H171V125ZM180 124V125H179ZM204 126H203V125ZM231 124V125H230ZM232 124H233V128H232ZM240 124V125H239ZM260 124V125H259ZM263 124V125H262ZM6 125V126H5ZM9 125V126H8ZM21 125V126H20ZM23 125V126H22ZM35 125V126H34ZM64 125V126H63ZM150 125V126H149ZM168 125V127L166 126ZM191 125V126H189ZM200 125V126H199ZM207 125V126H206ZM209 125V126H208ZM212 125V126H211ZM215 129L213 126H215ZM237 125V127H235ZM245 125V126H244ZM12 126V127H11ZM32 126V127H31ZM38 126V127H37ZM41 128H40V127ZM48 126V128H47ZM54 126V127H53ZM57 126V127H56ZM62 126V127H61ZM74 126V127H73ZM85 127H89L88 129L87 128H84ZM176 126V127H175ZM188 128L190 129L189 131L192 130V132L196 130V132H199L200 129L203 131H201V135H205L204 137L202 136L200 141H199V138H198V142L194 143V145H190L187 146L189 148H182L179 150H175L173 151L172 148L173 146L175 145L173 142L175 141V143L177 142L179 144V142L181 141V137L182 135L181 134H184L186 131H188V129L185 131V129L183 128ZM188 126V127H187ZM197 126V127H196ZM199 126V127H198ZM202 126V127H201ZM219 126H220V129H219ZM231 126V127H230ZM240 126V127H239ZM249 126V127H247ZM21 127V128H20ZM24 127V128H22ZM35 127V128H33ZM56 127V128H55ZM67 127V129H66ZM144 127V129H143ZM149 127V128H148ZM151 127V128H150ZM171 127V128H170ZM179 127V129H177ZM181 127V128H180ZM207 127V128H206ZM230 127V128H229ZM9 128V129H8ZM14 128V130H13ZM17 131H16V129ZM19 128V129H18ZM32 128V129H30ZM44 128H46L44 130ZM53 128V129H52ZM63 128V129H62ZM65 128V129H64ZM79 128H81L79 130ZM83 128V129H82ZM99 128V130H98ZM139 128V129H138ZM148 131H146L147 129ZM164 128V129H163ZM166 128V129H165ZM170 128V129H168ZM175 128V130H174ZM198 128V129H197ZM200 128V129H199ZM204 128V129H202ZM209 128V130H208ZM211 128V129H210ZM214 131H213V129ZM227 128V129H225ZM232 128V129H231ZM243 128V130L241 129ZM244 128H246L244 130ZM3 129V130H2ZM22 129V130H20ZM26 129V130H25ZM59 129V130H58ZM78 129V130H77ZM135 129V130H134ZM142 129V131H141ZM155 132L158 133V135L155 134ZM160 129V131H159ZM184 129V130H182ZM222 129V130H221ZM226 131H224V130ZM230 131H229V130ZM238 129V130H236ZM242 131H241V130ZM262 129V130H261ZM9 130H11L9 132ZM20 130V131H19ZM31 130V132L29 131ZM48 130V131H47ZM77 132H76V131ZM84 130V131H83ZM87 130V131H86ZM137 130V131H136ZM150 130V132H149ZM152 130V131H151ZM157 130V131H156ZM172 132L173 131H176V133L173 132L171 133L170 131ZM213 132H212V131ZM216 130V132H215ZM233 130V131H232ZM239 133V138L237 137L238 133ZM247 130V133H244V131L246 132ZM255 131V133H253ZM4 131V132H3ZM7 131V132H6ZM15 131V132H14ZM26 131V132H25ZM43 131V132H41ZM70 131V132H69ZM85 132L84 134H82V132ZM100 131V132H99ZM144 131V132H143ZM159 131V132H158ZM164 131V132H162ZM167 131V132H166ZM181 131V132H180ZM185 131V132H184ZM211 131V132H210ZM223 131V132H222ZM56 132V133H55ZM122 132V131H121ZM149 132V133H147ZM170 132V133H169ZM183 132V133H182ZM226 132V133H225ZM229 132V133H228ZM230 132H233V133H230ZM234 132H236L234 134ZM257 132V133H256ZM5 133V134H4ZM10 133V135L8 134ZM13 133V134H12ZM20 133V134H19ZM33 133V134H32ZM74 133H75V137H74ZM80 133L82 134V136L80 135ZM88 133V134H87ZM96 133V134H95ZM106 133V132H105ZM126 135H125V134ZM128 133V134H127ZM130 133V134H129ZM132 133V134H131ZM136 133V134H134ZM138 133V134H137ZM141 133H144V136L141 134ZM163 137V139L160 137L161 135ZM166 133V134H164ZM205 133V134H203ZM212 134V135H209ZM218 133V134H217ZM220 133V135H219ZM7 134V136H6ZM33 136H32V135ZM58 134V136H57ZM65 134H66V137H65ZM86 134V135H85ZM117 134H118V137H117ZM121 138H120V136ZM142 136H141V135ZM151 134H154L156 136H153ZM181 136H180V135ZM230 134H233V135H230ZM240 134H242V136H240ZM244 134V136H243ZM5 137H4V136ZM23 137H22V136ZM26 135H29V136H26ZM31 135V136H30ZM41 135V136H40ZM46 135V136H45ZM64 135V136H63ZM71 135V136H70ZM78 135V136H77ZM85 135V136H84ZM88 135V136H87ZM96 135V136H95ZM116 135V136H115ZM125 135V136H124ZM132 135V136H131ZM135 135V136H133ZM149 135L150 137H147ZM173 135V137H172ZM175 135V136H174ZM179 135V137H177ZM200 135V136H201ZM215 135V136H213ZM223 136L221 139L219 136ZM228 138H226L225 136ZM230 135V136H228ZM235 135V136H234ZM249 135V136H248ZM254 135V136H252ZM257 135V136H256ZM12 136H14L15 138H13ZM17 136H19V138H17ZM37 136V137H36ZM40 136V137H39ZM43 136V137H42ZM73 136V137H72ZM129 136H130V139H129ZM141 136L142 138V141H141V138L139 137ZM146 136V137H145ZM168 136V137H167ZM209 136V137H208ZM247 136V138L245 137ZM260 136V137H259ZM28 137V138H27ZM36 137V138H35ZM81 137V138H80ZM115 137V138H114ZM125 137V138H124ZM145 137V138H144ZM153 137V138H152ZM157 137V138H156ZM159 137V138H158ZM167 137V139L165 138ZM170 137V138H169ZM209 139H208V138ZM213 137V140L210 138ZM218 139H217V138ZM225 137V138H224ZM233 137V138H232ZM236 137V138H235ZM256 138L255 140H252L253 138ZM9 138V140H8ZM27 138V139H26ZM48 138V139H46ZM68 138V139H67ZM82 139V140H79V139ZM113 138V139H112ZM117 138V139H116ZM127 138V139H126ZM150 140H149V139ZM161 138V139H160ZM164 138L167 140H164ZM173 138V139H172ZM179 138V139H178ZM207 138V139H206ZM238 138V139H237ZM243 138V139H242ZM5 139V140H4ZM12 139V140H11ZM14 139V140H13ZM23 139V140H21ZM33 141H32V140ZM40 139V140H39ZM43 139V140H42ZM55 139V140H54ZM60 139V141H59ZM70 139V141H69ZM116 139V140H115ZM124 139V140H123ZM140 139V140H138ZM144 139H146L144 141ZM153 139L155 141H153ZM157 139V140H156ZM170 139V141H168ZM175 139V140H174ZM178 139V141H177ZM205 139V140H204ZM226 139V140H225ZM232 139V142L233 140L236 141L233 142L235 145H231V140ZM239 139H242L240 142V144L238 143L239 142ZM245 139H246V142H245ZM263 140V141H260ZM50 140V141H49ZM52 140V141H51ZM87 140V141H86ZM129 140V141H128ZM136 140H137V143H136ZM149 140V141H148ZM152 140V141H151ZM173 140V141H172ZM228 140V141H227ZM5 141V142H4ZM28 141V142H27ZM31 141V142H30ZM35 141V143H33ZM47 141V142H46ZM76 141V142H75ZM78 141V143H77ZM113 141V142H112ZM115 141V142H114ZM119 141V142H117ZM122 143V145L120 144L119 146V143ZM126 141V142H125ZM128 141V142H127ZM140 143H139V142ZM150 141L152 143H150ZM163 141V142H162ZM213 142V144L215 143V146L213 147H216L213 149L212 145L210 143V147L208 149H203L202 151H200L198 148L200 145H203L204 143L203 142ZM217 141V142H216ZM244 141V142H243ZM250 141H252V143H250ZM255 143H254V142ZM260 141L261 144L258 145V142ZM18 142V143H17ZM27 142V143H26ZM42 142V143H41ZM73 142V143H72ZM84 142V143H83ZM164 142H166V144L164 145ZM200 142V143H199ZM218 142H222L220 143V145L218 144ZM26 143V144H25ZM39 143V144H38ZM46 143V144H45ZM72 143V144H71ZM90 145H89V144ZM115 143H118V144H115ZM125 143V144H124ZM127 143V144H126ZM145 143V144H144ZM158 146H156L157 144ZM160 143V144H159ZM164 145H162V144ZM176 143V144H177ZM203 143V144H202ZM230 143V144H228ZM232 143V144H233ZM238 145H237V144ZM246 143V144H245ZM251 145H250V144ZM254 143V144H253ZM7 144V145H6ZM45 144V145H44ZM113 144V146H112ZM135 144V145H134ZM139 146H137V145ZM146 144H149V145H146ZM153 146H152V145ZM154 144H155V147H154ZM174 144V145H173ZM198 146H197V145ZM200 144V145H199ZM226 144V145H225ZM228 144V145H227ZM243 144V145H242ZM253 144V145H252ZM256 144V145H255ZM263 144V145H262ZM31 145V146H30ZM74 145V146H73ZM92 145V147H90ZM125 145V146H124ZM130 145V146H129ZM142 145V146H141ZM162 145V146H161ZM172 147H171V146ZM219 145V147H218ZM223 145V146H222ZM252 148H255V149H252L250 148V146ZM44 146V147H43ZM83 148H81V147ZM108 146V147H106ZM110 146V147H109ZM117 146V147H115ZM128 146V147H127ZM132 146V148H131ZM135 146V147H134ZM147 146L148 149H147ZM166 146V147H165ZM168 146V147H167ZM193 146L195 148H193ZM197 146V147H196ZM222 146V148H221ZM242 146V147H241ZM244 146L247 147V151H249V155L247 154V151H246V147L244 148ZM254 146V147H253ZM259 146V148H258ZM43 149H42V148ZM50 147V148H49ZM79 149H78V148ZM114 149H113V148ZM122 147V148H120ZM125 147V148H124ZM127 147V148H126ZM129 147L130 149L132 150H135L137 153L141 151V153L138 155H146L145 153L149 152V155H151L152 151L155 152L153 153L155 156L153 158V154L151 155L152 156V160L151 158L149 157L150 161L146 162V163H142V162H145V158L147 159L148 157H142V161L140 159V156L138 157L136 154V152L133 153V156H137L136 158L132 156V158L128 155H130V151L132 150H129ZM141 149H140V148ZM160 147V148H159ZM164 147V148H163ZM171 147V148H169ZM232 147V148H231ZM234 147V148H233ZM236 147V148H235ZM26 148V149H25ZM74 148V149H73ZM90 148V149H89ZM93 148V150H91ZM96 148V149H95ZM103 148V149H102ZM109 148L112 149L110 150L111 152L109 153ZM145 148V150H144ZM151 148V149H149ZM156 148V149H154ZM166 148L168 149L166 151ZM196 148H197V151H196ZM221 148V149H220ZM231 150H230V149ZM241 148H244V149H241ZM48 149V150H47ZM64 149V150H63ZM82 149V151H80ZM84 149V150H83ZM108 149V151H107ZM127 149V151H126ZM186 149V150H185ZM194 152H193V150ZM217 149V151H215ZM220 149V150H219ZM223 149V150H222ZM225 149V150H224ZM232 149L234 150L232 151ZM259 151H258V150ZM262 149V151L260 152V150ZM41 150V151H40ZM67 150V151H66ZM90 150V151H89ZM95 150V153L96 154V157L94 155V164L96 165H92L89 168L87 169H84L83 171H81L83 173L82 177L85 176L86 174L89 175L87 171L90 170V173L92 176H96V177H108L107 178V183L105 182V180H103L102 182L98 183L97 185H95L94 187L92 186V189H89L87 190L85 193H87L85 195V193H83V195H79L78 197H80L81 199L77 198L76 199L74 198V202L73 201H61V198H62V193H64L66 190H69V188L67 187H63L62 183L64 182H61V177L63 175V173H67L71 168H73V166H76L78 164L83 163L84 160H87L89 159L88 156H90V153L92 154V152ZM97 150V151H96ZM102 150V151H101ZM105 150V151H104ZM115 150H119V151H116ZM129 150V152H128ZM148 150V151H146ZM160 150V151H159ZM188 150V151H187ZM189 150L191 152H189ZM211 150V151H209ZM226 150H229L226 152ZM244 150V151H243ZM250 150H252L250 152ZM255 150V152H254ZM257 150V151H256ZM92 151V152H91ZM100 151V153L98 152ZM125 151L126 153H129L126 155V153L123 152ZM167 152L164 156V153L163 152ZM170 151V153H169ZM177 151V152H176ZM178 151H181V152H178ZM190 153L189 155H191V153L193 154V156H195L194 158L192 157V160L190 159V161L188 160V165L187 167H189V165L191 163V167L187 168L186 165H182L178 168V172L177 170H175L177 173H175L172 169H169V170H165L163 173L162 172H156L157 175H155L154 173L152 174V176L149 174L148 176V169L152 166H149V164L151 165L152 163L154 164V166L156 165V163L158 164H166L165 165H168L169 163L171 164L173 161H175V158H176V161L179 160L180 158H183L186 156V153ZM196 151V154L198 152V155L200 154H204L203 156L201 155V157H198L196 154L194 155ZM213 151V155H210ZM221 151V153L219 152ZM225 151V152H224ZM231 151V152H230ZM238 153H237V152ZM240 151V152H239ZM66 152V153H65ZM88 152V153H87ZM90 152V153H89ZM104 152V153H102ZM108 152V153H107ZM115 152V153H114ZM144 152V153H142ZM159 152V153H158ZM172 152V153H171ZM176 152V157L174 155V153ZM204 152V153H203ZM211 152V153H210ZM219 152V153H217ZM223 152V153H222ZM233 152V153H232ZM243 152V153H242ZM246 152V154L244 153ZM259 154H258V153ZM263 152V153H262ZM61 153V154H60ZM99 153V154H98ZM118 153V154H116ZM151 153V154H150ZM158 153V154H157ZM161 153V154H160ZM169 153V154H168ZM178 153L181 154L178 156ZM217 153V155H215ZM227 153V154H226ZM241 153V154H240ZM257 153V154H256ZM263 155H262V154ZM65 154V155H64ZM72 154V155H71ZM74 154V155H73ZM78 154V155H76ZM81 154V155H80ZM106 154V155H105ZM108 154H110L108 156ZM114 154V155H113ZM123 155L121 157V155ZM185 154V155H184ZM207 154V155H206ZM226 154V155H225ZM229 154V155H228ZM252 154V155H250ZM256 156H255V155ZM76 155V156H75ZM100 155V156H99ZM113 156V162H112V156ZM115 155L117 157H115ZM128 156L129 159H127L126 156ZM143 155V156H144ZM147 155V156H149ZM163 155V156H162ZM169 157H168V156ZM184 155V156H182ZM206 155V157H205ZM223 155V156H222ZM225 155V156H224ZM233 155V156H232ZM240 157L242 155V158ZM246 155V156H245ZM262 155V156H261ZM63 156V157H62ZM81 156V157H80ZM99 156V157H98ZM107 156V157H106ZM111 156V157H110ZM163 158H161V157ZM172 156V157H171ZM209 156V157H208ZM215 158H214V157ZM216 156H219V157H216ZM237 156V157H236ZM244 156V157H243ZM249 156V157H247ZM251 156V157H250ZM253 156V157H252ZM261 156L262 158L260 159ZM58 157V158H56ZM75 157V158H74ZM78 157V158H77ZM92 157V155H91ZM90 157V158H91ZM98 157V158H97ZM103 157V158H102ZM111 159H110V158ZM126 157V158H125ZM171 157V158H170ZM178 157V158H177ZM208 157V158H207ZM213 157V158H212ZM231 157V158H229ZM233 157V158H232ZM258 157V158H257ZM74 158V159H73ZM106 158V159H105ZM125 158V159H124ZM137 160H135V159ZM138 158L140 159L139 161H141L139 163L138 161ZM159 158V159H158ZM161 158V159H160ZM165 158V159H164ZM173 158V159H172ZM201 158V159H200ZM203 158V159H202ZM228 158V159H227ZM235 158V159H234ZM237 158V159H236ZM244 158V159H243ZM55 159V160H54ZM57 159V160H56ZM120 159L122 160H125V161H120ZM132 159V160H130ZM172 160L170 162V160ZM193 159H195L193 161ZM199 159V160H197ZM205 159L207 161H205ZM211 163L214 162V164L210 163L209 161L210 160ZM214 159H217L219 160V162H217L216 160ZM221 159H224V160H221ZM234 159V160H233ZM239 159V160H238ZM255 159V160H254ZM262 160L260 162V160ZM60 160V161H58ZM102 163H100L101 161ZM106 160V161H104ZM119 160V161H118ZM128 160V161H126ZM145 160V161H143ZM154 160V162H153ZM158 160V162H157ZM169 160V161H168ZM197 160V161H196ZM226 160V161H225ZM259 160V161H257ZM55 161V162H54ZM73 161V162H72ZM99 161V162H98ZM109 161V163H108ZM111 161V162H110ZM115 161H117V163H120L121 167L117 166L119 164H115ZM160 161V162H159ZM165 161V162H164ZM205 161V162H204ZM216 161V162H215ZM222 161V162H221ZM224 161V162H223ZM229 161V162H227ZM247 161V162H246ZM250 161V163H249ZM51 162V163H50ZM54 162V163H53ZM58 162V163H57ZM126 162V163H125ZM156 162V163H155ZM190 162V163H189ZM201 162V163H199ZM203 162V163H202ZM221 162V163H220ZM238 162H239V165H238ZM258 162V163H257ZM104 163V164H103ZM112 163V164H111ZM115 165H114V164ZM133 163V164H132ZM138 163V164H137ZM195 163V164H194ZM205 163V164H204ZM217 165H216V164ZM229 163V164H228ZM236 163V165H235ZM244 163V164H242ZM255 163L257 165H255ZM49 164V165H48ZM55 164V165H54ZM100 164V165H99ZM101 164L104 165V167H101ZM110 164V165H109ZM131 164V165H130ZM140 164V165H139ZM184 164H187V163H184ZM197 164V166H196ZM204 164V165H203ZM212 166H211V165ZM224 164V165H223ZM248 164V166H247ZM250 164V165H249ZM254 164V165H253ZM259 164V165H258ZM52 165V166H51ZM54 165V166H53ZM69 165V166H68ZM73 165V166H72ZM113 165V166H112ZM123 165V166H122ZM133 165V166H132ZM135 165V166H134ZM145 165V166H144ZM149 167H147V166ZM194 165V166H193ZM202 165V166H201ZM207 165V166H206ZM211 167H210V166ZM214 165V166H213ZM223 165V166H222ZM228 165V166H227ZM246 165V166H244ZM109 166V167H108ZM111 166V167H110ZM117 168H116V167ZM128 166H132L130 169L132 170H129V167ZM142 166H144L142 168ZM200 166V167H199ZM225 166V168H224ZM232 166H235V170L234 168L231 169ZM239 166V169L238 167ZM254 166V167H253ZM47 170H46V168ZM71 167V168H70ZM100 167V168H98ZM107 169H106V168ZM113 167L115 170H113ZM140 167V168H139ZM184 167V168H183ZM194 167V168H193ZM202 167V168H201ZM210 167V168H209ZM217 167V168H216ZM241 167V168H240ZM246 167V168H245ZM92 168V169H91ZM110 168L113 170L110 171ZM124 171V172H119L120 170ZM134 168V169H133ZM148 168V169H147ZM191 168V169H190ZM198 168V169H197ZM206 168V169H205ZM209 168V169H208ZM213 168V169H211ZM243 168V169H242ZM259 168V169H258ZM32 169V170H31ZM51 169V170H50ZM55 169V170H54ZM95 169V170H94ZM97 169V170H96ZM124 169V170H123ZM127 169V170H125ZM146 169V170H145ZM194 169H196L195 171H193ZM201 169V171L199 170ZM205 169V170H204ZM211 169V170H210ZM225 171L223 172L222 171ZM226 169H228L226 171ZM243 171H242V170ZM253 169V171H252ZM256 169V170H255ZM4 170V171H3ZM29 170V171H28ZM34 170V171H33ZM54 170V171H53ZM106 170V171H105ZM110 172H108V171ZM138 170V171H137ZM145 170V171H144ZM174 172H172V171ZM198 170V171H197ZM207 170V171H206ZM210 170V171H209ZM231 170V171H229ZM239 170L241 171V173L239 172ZM8 171V172H7ZM23 174H21L20 172ZM27 171V172H26ZM94 171H97V173H95ZM99 171V173H98ZM103 171V172H102ZM126 171V172H125ZM136 171V173H135ZM141 173H140V172ZM197 171V172H196ZM200 171V172H199ZM204 171V172H203ZM215 171V172H214ZM220 171V172H219ZM10 172V173H9ZM15 174H11V173H14ZM19 172V173H18ZM35 172V174H34ZM51 172V173H50ZM80 172V174H82ZM115 172V173H114ZM128 172V174H126ZM143 172L146 174V178L144 177L145 175L143 174ZM147 172V173H146ZM166 172V173H165ZM186 172V173H185ZM193 172V173H192ZM206 172V173H205ZM208 172V173H207ZM234 174H233V173ZM249 172V173H247ZM5 173V174H4ZM31 173V174H30ZM41 173V174H40ZM46 173V174H44ZM107 173V174H106ZM113 173H114V176H113ZM123 173V174H122ZM124 173L126 174V176H123ZM134 173V174H133ZM140 173V174H138ZM160 173H162L160 175ZM168 173V174H167ZM199 173H202V174H199ZM205 173V174H204ZM212 173V174H211ZM224 173V174H223ZM230 173V174H229ZM2 174V175H1ZM4 174V175H3ZM37 174V175H36ZM46 175V176H43V175ZM94 174V175H93ZM108 174H110L108 176ZM130 174V175H129ZM138 174V175H137ZM143 176L141 177L140 175ZM167 174V176H166ZM190 174V175H189ZM219 174V176H218ZM240 174V175H238ZM242 174V175H241ZM10 175V176H9ZM18 175V176H17ZM39 176L38 179L36 176ZM98 175V176H97ZM112 175V176H111ZM116 175V176H115ZM123 176V177H119V176ZM129 175V176H128ZM136 175V176H135ZM166 177H164V176ZM207 175V176H206ZM222 175V176H221ZM225 175V176H224ZM231 175V176H230ZM7 176V177H6ZM30 176H32L30 178ZM79 176V175H78ZM111 176V177H110ZM148 176V177H147ZM157 176H160V177H157ZM186 176V177H185ZM189 178H188V177ZM209 176V177H208ZM221 176V177H220ZM230 176V177H228ZM234 176V177H233ZM2 177V178H1ZM15 177V178H14ZM27 177V178H26ZM35 179H34V178ZM57 177V179H56ZM59 177V178H58ZM81 177V175H80ZM102 177V178H103ZM114 177V178H112ZM117 177V178H116ZM125 177L127 179H125ZM141 177V179H140ZM144 177V178H143ZM169 177V178H168ZM194 177V178H193ZM200 177L202 179H200ZM208 177V178H207ZM215 177V178H214ZM233 177V178H232ZM250 177V178H249ZM11 178H13L12 180H10ZM41 178V179H40ZM49 178V179H48ZM71 178V177H70ZM89 178V177H88ZM88 178H83L81 179L80 181L81 184H79L80 182L77 180V182H75L74 180L77 179V177L73 180V179H70L72 181H70L69 179L65 180V183L66 181L69 183H66L68 186H73V187H70V190H74V185H78L80 188L81 186L80 185H84L85 186V183L88 184V181L91 179H88ZM113 180H112V179ZM117 180H116V179ZM123 178V180H122ZM133 178V179H132ZM136 180H135V179ZM139 178V180H138ZM154 180H153V179ZM164 178V179H163ZM204 178V179H203ZM226 178V179H225ZM230 178V179H229ZM53 179V180H52ZM55 179V180H54ZM85 179V180H84ZM88 179V180H86ZM112 181H111V180ZM121 179V180H120ZM160 179V180H158ZM188 179V180H187ZM242 181H241V180ZM6 180V181H5ZM16 180V181H15ZM59 183H58V181ZM119 180V181H118ZM128 180V181H127ZM133 180V181H132ZM142 180V182H141ZM153 180V181H152ZM167 180V181H166ZM217 180V181H215ZM233 180V181H232ZM240 180V181H239ZM4 181V182H3ZM86 181V182H85ZM114 181V182H113ZM135 181V182H134ZM138 181V182H137ZM144 181V183H143ZM152 183H151V182ZM156 181V183L154 182ZM211 181V182H210ZM8 182V183H7ZM17 182V183H16ZM34 182V183H33ZM123 182V183H121ZM146 182V183H145ZM149 182V183H148ZM162 182V183H161ZM32 183V184H31ZM54 185H53V184ZM57 183V184H56ZM75 183V184H74ZM128 185H127V184ZM133 185H131V184ZM142 183V184H141ZM6 184H8L7 186H5ZM11 184H14V185H11ZM17 184V185H16ZM48 184V185H47ZM60 184V186H58ZM66 184H64L66 186ZM110 186H109V185ZM113 184V185H112ZM117 184V185H116ZM145 184V185H144ZM150 184V186H149ZM17 187H16V186ZM33 185V186H32ZM47 185V186H46ZM51 185V186H50ZM53 185V186H52ZM57 185V186H56ZM62 185V186H61ZM101 185V186H100ZM131 185V186H130ZM142 185V186H141ZM5 186V187H4ZM48 187L46 189V187ZM97 186V187H96ZM114 186V188H113ZM116 186V187H115ZM127 186V187H126ZM154 186V187H153ZM159 186V187H158ZM21 187V188H20ZM40 187V188H39ZM41 187L42 190L45 191L42 193V191H37V192H34L37 190V188L39 190H41ZM45 187V188H44ZM51 187V188H50ZM55 187V188H54ZM58 187H60V189L63 191L64 189V192H62ZM63 187V189L61 188ZM83 187V186H82ZM110 187V188H109ZM123 187V188H122ZM136 187V188H135ZM153 187V188H152ZM11 188V189H10ZM33 188V190H32ZM36 188V189H35ZM57 188V189H56ZM74 188V189H73ZM78 188V187H77ZM94 188V189H93ZM104 188V189H103ZM107 188V189H105ZM122 188V189H121ZM127 188V189H126ZM134 188V189H133ZM23 189V190H22ZM35 189V190H34ZM99 189V190H98ZM102 189V190H101ZM110 189V190H109ZM113 189V190H112ZM121 189V190H120ZM5 190V191H4ZM8 190V192H7ZM22 190V191H21ZM31 190L32 192L34 193H31ZM49 190H52V195L51 193L49 192ZM59 193H57V191ZM69 190V191H70ZM92 190V191H90ZM95 190V191H94ZM105 190V192H104ZM107 190V191H106ZM3 191V192H2ZM14 191V192H15ZM49 193H48V192ZM89 191V192H88ZM109 191V192H108ZM119 191V192H118ZM28 192V193H29ZM46 192V193H45ZM55 192V193H54ZM95 192V193H94ZM98 192V193H97ZM114 192V193H113ZM27 192H25L26 194ZM35 193H40V197H38L39 195H36ZM57 193V194H56ZM112 193V194H111ZM16 194V193H15ZM21 194V193H20ZM37 196L39 199H37ZM45 194V195H43ZM55 194V195H53ZM60 194H62L60 196ZM111 194V195H110ZM3 195V194H2ZM30 195H33L34 197L30 196ZM56 195L60 198V199H57L58 197H56ZM99 195V196H98ZM105 195V196H104ZM20 196V195H19ZM26 196H28L26 194ZM51 196V197H49ZM53 196V197H52ZM21 197V196H20ZM32 197V199H31ZM83 197V198H82ZM88 197V198H87ZM95 197V198H94ZM22 198V197H21ZM45 198V199H44ZM50 198V200H49ZM52 198V200H51ZM56 198V200L54 201V199ZM85 198V199H84ZM19 199V197H18ZM35 202L36 201H39L40 202H36L33 204L34 200ZM44 199V203H43V200ZM79 199V201H77ZM83 199V200H82ZM87 199V200H86ZM90 199V200H89ZM94 199V200H93ZM33 200V202L31 201ZM81 200V201H80ZM57 201L58 204H57ZM77 201V202H76ZM16 202L19 204H16ZM56 202V203H55ZM69 202V203H67ZM11 203V204H10ZM15 203V204H14ZM21 203V204H20ZM42 203V204H41ZM48 203V204H47ZM54 203V204H52ZM61 203H62V208H61ZM65 203V205H64ZM67 203V204H66ZM75 203V204H74ZM9 204L11 206H9ZM41 204V205H39ZM45 204V205H44ZM55 204H57L55 206ZM4 208H3V206ZM8 205V206H7ZM32 205H34L35 207H33ZM39 207H38V206ZM47 205H51L50 207L47 206ZM55 206L56 208H54L53 206ZM64 205V206H63ZM42 206H45L47 208H43ZM60 206V207H59ZM10 207V208H9ZM37 207V208H36ZM75 207V208H74ZM51 208V209H50ZM59 208V209H58ZM33 209V210H32ZM34 209H36L34 211ZM38 209V210H37ZM57 209V210H56ZM65 209V211H64ZM75 209V210H74ZM14 210V209H13ZM12 210V212H13ZM28 210V212H27ZM46 210H49L46 211ZM51 210V211H50ZM60 210V211H58ZM25 212V213H24ZM26 212L28 213V218L26 215ZM32 212V213H31ZM48 212V213H46ZM56 212V213H55ZM59 214H58V213ZM66 213V214H65ZM6 214V215H5ZM20 217L18 219V217ZM21 215V216H20ZM30 215V216H29ZM11 216V218H10ZM41 216V217H40ZM54 216V217H53ZM62 216V217H61ZM16 218V219H13V218ZM25 217V218H24ZM49 217V218H47ZM53 217V218H52ZM59 217V218H58ZM6 218V219H5ZM22 218V219H21ZM26 218L28 219V221L26 220ZM33 218V217H32ZM44 218V219H42ZM51 218V219H50ZM55 218V219H54ZM6 220V221H4ZM7 220H11V221H8ZM41 220V221H40ZM44 220L46 221V223H44ZM199 220V221H198ZM206 220H207V224H204L206 223ZM40 221V222H39ZM43 221V222H42ZM197 221V222H196ZM204 221V222H203ZM7 222V224H6ZM54 222V223H53ZM200 224H203V225H200ZM203 222V223H202ZM214 224H213V223ZM5 223V225L3 224ZM44 223V224H43ZM52 223V224H51ZM194 223V225H193ZM196 224L200 225L201 227L196 226ZM218 224V225H217ZM8 225V226H7ZM43 225L45 227H43ZM51 225V226H50ZM192 225V226H191ZM211 225V226H209ZM222 225V226H221ZM2 226V227H1ZM5 226V227H4ZM221 226V227H220ZM7 227V228H6ZM211 227V228H210ZM217 227V228H215ZM3 228V229H2ZM199 228V229H198ZM201 228V229H200ZM221 228V229H220ZM253 228V229H252ZM196 229V230H195ZM219 229V230H218ZM255 229V230H254ZM259 229V230H258ZM263 229V230H262ZM195 230V231H194ZM248 230H251L250 233ZM254 230V231H252ZM261 231V232H260ZM247 233L245 235V233ZM252 232V233H251ZM27 233V234H26ZM244 233V234H243ZM261 233V234H260ZM21 234V236H20ZM237 234V235H236ZM239 234V235H238ZM259 234V235H258ZM243 235V236H242ZM258 235V236H257ZM23 236V237H22ZM247 236V237H246ZM252 236V238H251ZM14 237V238H13ZM209 237V238H208ZM231 237V238H230ZM242 237V239H241ZM244 237V238H243ZM246 237V238H245ZM258 240H257V238ZM230 238V239H229ZM235 238V242L233 241L232 242V245L229 243L231 241L229 240H234ZM239 238V239H238ZM249 238V239H248ZM251 238V240H250ZM209 239H214L215 240V244H214V240L213 242L211 243ZM226 243H227V246L224 243L225 240ZM245 239V240H244ZM254 239V240H252ZM256 239V241H255ZM209 240V242L207 243V241ZM242 240V241H241ZM246 242H244V241ZM247 240V241H246ZM219 242V245L217 244ZM248 241H251L250 243ZM263 241V242H262ZM16 242V243H15ZM198 242V243H197ZM202 243L203 245L200 246ZM206 242V243H205ZM221 242V243H220ZM223 242V243H222ZM239 242H241V246L237 244H240ZM248 242V243H247ZM262 242V243H261ZM200 244V245H197L196 244ZM16 244V245H15ZM176 244V245H175ZM192 244V245H190ZM195 244V246L193 247V245ZM206 244V246L204 245ZM207 244H209L207 246ZM215 247H213L214 245ZM222 244V245H221ZM20 245V246H19ZM159 245V246H158ZM225 245V247L223 246ZM244 245V246H243ZM12 246H15V249H16V252L14 250H12ZM18 246H19V249H18ZM157 246V247H156ZM171 246V247H170ZM177 246V247H176ZM201 248H200V247ZM221 246V248H220ZM240 246V247H239ZM176 247V248H174ZM193 247V248H192ZM197 247V248H196ZM203 250L200 252V249ZM202 247L204 249H202ZM207 247H209V253L205 251H208ZM211 247V248H210ZM213 247V249H212ZM231 247V248H229ZM233 247V248H232ZM191 248V250H190ZM193 251V249H195ZM220 248V249H218ZM227 248V249H226ZM243 248V249H242ZM12 252H11V250ZM206 249V250H205ZM215 249V250H214ZM225 249V250H223ZM229 249V250H228ZM233 249V250H232ZM19 250V251H18ZM190 250V251H189ZM199 250V251H198ZM11 252L12 254L8 253ZM14 251V252H13ZM18 251V252H17ZM213 253H212V252ZM219 251V252H218ZM189 252V253H187ZM192 252V254H191ZM199 252V253H198ZM203 252V253H202ZM16 253V254H15ZM188 255H187V254ZM196 255L193 256V255ZM10 254V255H9ZM152 254V255H151ZM156 254V255H154ZM201 254V255H200ZM217 254V255H216ZM7 255V256H6ZM14 255V256H13ZM186 255V256H184ZM149 259L147 262L146 258ZM147 256H150V257H147ZM210 256V257H209ZM136 257V258H135ZM140 259H139V258ZM144 258L145 261H143L142 258ZM153 257H154V261H153ZM184 257V259H183ZM192 257H195L197 261H194L195 258L192 259ZM201 257V258H200ZM9 258V259H8ZM135 258V260H133ZM138 258V259H137ZM152 261H151V259ZM186 258V260H185ZM190 260H189V259ZM208 258V259H207ZM137 259V260H136ZM156 259V260H155ZM203 259V260H202ZM138 260H142L141 262L138 261ZM188 260V261H187ZM199 260V261H198ZM191 261V262H190ZM131 262V263H130ZM144 262V263H143ZM186 262H189V263H186Z\"/></svg>",
	"mask_w": 264,
	"mask_h": 264
},
{
	"label": "bare ground",
	"instance_id": "obj_2",
	"mask_svg": "<svg viewBox=\"0 0 264 264\" xmlns=\"http://www.w3.org/2000/svg\"><path fill=\"white\" fill-rule=\"evenodd\" d=\"M38 1H40V3L37 4V7H35V9L33 8V9H34L33 12L31 11L32 14L29 13V14L31 15V16H30V15L28 14V12H29L30 10H32L30 7H32L31 5H32L33 3L36 4V3H37V0H0V32H2V31L4 32V29H6V28L8 29V27H9L10 25H12V27H16V26H13V25H15V21H16L17 19H19V17H20L21 15H24V13H25L26 15L28 14V16H30L29 20L26 19V20H27V21H26V23H27L26 25H24V26H20L19 28H17V30H16L17 33H16V32L12 33L11 31H14V29H13V30L11 29L10 32H7V33L4 32V33H5L4 35H3V32H2V33H1L2 36H0V58H1V60L3 59L2 57H4L5 55H7V54L10 55V56L7 55L9 58L5 59L4 62L2 61V62H3L2 64L0 63V93H3L4 95H5V94H6V95H11V94H13L14 92L17 93V91H19V92L21 91V92H22V91L25 89V87L29 85L28 82L30 83V81H31L32 79H35L36 76H37V74H39L38 76L41 78L40 80H42V78H43V79H44V78H47V79H50L49 81L51 82V84H53V83H58V84H56V85H59V83H62L61 80H64V79L66 78V77H65L66 74H68V76H71V74H70L69 72L65 74V67H66L67 63H66V65H61V64H63V63L66 62V61H64V59H62V60H63V63L60 64L61 66L57 65L58 67L55 68V67H53V66H54V64H53V66H52V65H51V66H52L54 69H52V67H51V68H50L51 70L49 69L48 72L46 71V67H47V68H49V67H48V66L45 67V64H42V63H41V62H44L43 60H45V59L47 58V56H48L52 51L54 52L53 49H55V48L57 47L56 42H58V39L61 37V35H63L62 33H65V32H66V31L64 32L63 30H67L66 28L64 29L63 26L65 25L66 22L69 21V20H67V19H70V18H69V17H68V18H64V19L62 18V19L65 21V22H63V20L60 19V15H61L63 12H66L64 9H66V6L68 5L67 3H68L69 1H71V0H38ZM90 1H91V0H90ZM99 1H100V0H99ZM99 1H98V2H99ZM102 1H103V0H102ZM108 1H109V0H108ZM116 1H117V0H116ZM121 1H122V0H121ZM126 1H127V0H126ZM148 1H149V0H148ZM151 1H152V0H151ZM158 1H159V0H158ZM162 1H163V0H162ZM226 1H228V0H210L209 4L206 5V7H205V9H204L203 11H202V9H203L204 7L201 8V12H200V10H197V11L200 12V13L197 12L198 16H197V14H196V15H195L196 17H194L195 19L193 18V20H195V21L192 20V22H191V20H190V22L188 23V20H187V21H186L187 23L185 22L186 24L181 25V27H179V29L177 28V29H178L177 32H175V31H174V32H173V31L170 32V30H167V31H164V32H163V31H162V32H158L159 34H158L156 37L153 36V37H154L153 39L150 37V39L153 40L152 42H154V41L156 42V40H158L157 42L159 43V41L161 40V41H160L161 46L163 45V44H162L163 42L166 43V40H167V42H168L166 45L164 44V46H162L160 49H158V48L156 49V47H155V50L151 51L150 54H153V55H154V54H159V53L162 52V51H165V52H166V51L170 50L173 46H175V45H177L178 43H180V42H181L186 36H189V34H192V32H193L194 30H196V29L199 28L200 26H203L202 24H203L204 19L209 18V17H211L213 14H215L214 12H215L217 9H219L220 6H222L223 4H225ZM231 1H232V0H231ZM238 1H239V0H238ZM238 1L236 0V2H238ZM243 1H245V0H240L239 2H241V4H242ZM254 1H255V0H254ZM75 2H76V1H75ZM79 2H81V0H79ZM83 2H84V0H83ZM83 2H81V3H78V2H77L76 4H77V5H78V4H82V5L84 6V3H83ZM92 2L94 3L93 0H92ZM95 2H96V1H95ZM103 2H104V5L107 4V3H105V2H106L105 0H104ZM113 2H114V1H113ZM131 2H132V1H131ZM229 2H230V1H229ZM233 2H234V1H233ZM246 2H247V0H246ZM72 3H73V2H72ZM88 3H89V1H88ZM90 3H91V2H90ZM96 3H97V2H96ZM96 3H95V4H96ZM110 3H111V2H110ZM110 3H109V4H110ZM118 3H119V2H118ZM143 3H145V2L143 1ZM143 3H141V4H143ZM150 3H151V2H150ZM150 3H149V4H150ZM153 3H154V2H153ZM226 3H227V2H226ZM253 3H256V5L254 4V6H252V5H253V4H252L251 6H252L253 8H250V6H249V9H250V10L247 12V10L245 9V10H246L245 12H246V14L248 15V13L251 11V9H252V11L255 10L256 12H255L253 15L256 17L255 14L257 13V11H258L259 9L262 10V9L264 8V0H256V1L253 2ZM35 4H34V5H35ZM66 4H67V5H66ZM69 4H70V3H69ZM73 4H74V3H73ZM95 4H94V6H95ZM97 4H98V3H97ZM125 4L127 5V3H125ZM133 4H134V3H133ZM238 4L240 5V3H237V5H238ZM82 5L80 6L81 9H82V7H83ZM89 5H90V7H91V4H89ZM92 5H93V4H92ZM107 5H108V4H107ZM107 5H106V7H107ZM123 5H124V3H123L121 6H123ZM144 5H145V4H144ZM144 5H142V8L137 7V9H136V7H135V10H136V11L131 12V20H132V18H133L134 20H135V19H138V20L141 19L144 10L147 9V6H148V5L146 4L147 6L145 5V7H144ZM154 5H155V4H154ZM161 5H162V4H161ZM232 5H233V3H232ZM234 5H235V4H234ZM35 6H36V5H35ZM109 6H110V5H109ZM112 6H113V5H112ZM112 6H111V7H112ZM131 6H132V5H131ZM133 6H134V5H133ZM139 6H140V5H139ZM72 7H73V6H72ZM77 7H78V8H77ZM77 7H76V8H77V10H78V9H79V5H78ZM88 7H89V6H88ZM90 7H89V8H90ZM100 7H101V6H100ZM102 7H103V6H102ZM102 7H101V8H102ZM114 7H115V6H114ZM227 7H228V6H227ZM229 7H231V6H229ZM91 8H92V7H91ZM91 8H90V10H93V9H91ZM96 8H97V7H96ZM115 8H116V7H115ZM124 8H125V6H124ZM126 8H129V6L126 7ZM149 8H150V7H149ZM157 8H159V7H157ZM70 9H71V7H70ZM85 9H86V8H85ZM94 9H95V8H94ZM122 9H123V8H122ZM130 9H131V8H130ZM165 9H166V8H165ZM253 9H254V10H253ZM67 10H68V7H67ZM72 10H73V9H72ZM83 10H84V9H83ZM99 10H100V9H99ZM104 10H105V9H104ZM117 10H120V9H116V11H117ZM126 10H127V9H126ZM126 10H125V11H126ZM151 10H152V9H151ZM154 10H155V9H154ZM260 10H259V11H260ZM69 11H70V10H69ZM73 11H74V10H73ZM78 11H79V10H78ZM78 11H77V12H78ZM96 11H97V9H96ZM111 11H112V9H111ZM113 11H115V9H114ZM131 11H132V10H131ZM152 11H153V10H152ZM180 11H181V10H180ZM180 11H178V12H180ZM259 11H258V12H259ZM262 11H263V10H262ZM262 11H261V12H262ZM71 12H72V11H71ZM79 12H80V11H79ZM105 12H107V11L105 10ZM109 12H110V11H109ZM119 12L121 13V12H124V11H121V10H120ZM153 12H154V11H153ZM221 12H222V11H221ZM68 13H69V12H68ZM74 13H75V12H74ZM80 13H81V12H80ZM82 13H83V12H82ZM87 13H89V12H87ZM90 13H91V11H90ZM92 13H93V12H92ZM101 13H102V12H101ZM113 13H114V12H113ZM128 13H130V12L128 11ZM156 13H157V12H156ZM169 13H170V12H169ZM175 13H176V12H175ZM64 14H65V13H64ZM72 14H73V12H72ZM72 14H71V15H72ZM77 14H78V13H77ZM99 14H100V13H99ZM104 14H105V13H104ZM108 14L110 15V13H108ZM161 14H162V13H161ZM167 14H168V13H167ZM179 14H180V13H178L177 15H179ZM182 14H183V13H182ZM227 14H228V13H227ZM246 14H245V15H246ZM249 14H250V13H249ZM251 14H252V12H251ZM251 14H250V16H251ZM258 14H259V13H258ZM26 15H25V16H26ZM68 15H69V14H68ZM68 15H67V16H68ZM75 15H76V14H75ZM81 15H82V14H81ZM86 15H87V14H86ZM88 15H89V14H88ZM94 15H95V14H94ZM102 15H103V14H102ZM116 15H117V14H115V17H112L113 15H112V16L110 15V16H111L112 18H117ZM122 15H123V14H122ZM122 15H121V16H122ZM124 15H125V14H124ZM126 15H127V14H126ZM156 15H157V14H156ZM159 15H160V14H159ZM165 15H166V14H165ZM171 15H172V14H170V16H171ZM177 15H176V16H177ZM247 15H246L245 17H247ZM69 16H70V15H69ZM77 16H78V15H77ZM79 16H80V15H79ZM103 16H104V15H103ZM105 16H106V15H105ZM118 16H119V15H118ZM144 16L146 17V13H145ZM144 16H143V17H144ZM150 16H151V15H150ZM152 16H153V15H152ZM62 17H63V16H62ZM72 17H74V16H72ZM87 17H88V16H87ZM94 17H95V16H94ZM126 17H127V16H125V18H126ZM157 17H158V16H157ZM178 17H179V16H178ZM228 17H229V16H228ZM228 17H227V18H228ZM252 17H253V16H252ZM252 17H251V20H249V19H250V18H249V19H247V21H245L246 24L241 23L236 29L234 28V32L232 31L233 33H231V38L229 39V41H226V43L223 45V47H217V49H216L215 51H213V52L211 51V52H210V55L205 56V57H207V58H204L205 60H204V62H203V66H201V68H198V70H196L195 72L189 73V74H187V75L184 77V78H185V79H184V80H185V83L183 84V85H184L183 88H181L180 90H177V91H176V90L173 91L174 88L171 89V87H170V89L172 90V91L169 90V91H171V94H170L169 91H167L169 94H167V93L164 91V92H165L164 95L162 94L164 97H163V96H162V97H163L164 99H165V98H166V99H165L163 102H161L160 104H159V103H158V104H154L155 102L153 103V101H152V103H153L154 105H152V104L150 103L152 106H151L150 108H148L147 111H146V110H145L144 112H143V111H142V112L139 111L140 113H138V112H136V113H134V112L131 113V112H130V113H129V112H128L129 114H128V113L123 114V115L119 116L118 118H114V116H113V118H111L110 121L108 120V121H109V122L107 123L108 126H106V125L104 124L103 127H106V128H104V129L102 130L103 132H102L101 134L98 133V136H97L98 139H96V140L94 141L93 146H95V147L97 148V150H100L101 147H103L102 145H104V148H105V143H106V145H107L108 140H109L111 137H113V136H111V134L113 135L114 133H117V131H119V132L122 134V133H123V130H130L131 132H133V131L131 130L133 127H134V128H135L136 126H137V127H138V126L141 127L142 125H146V126H148L147 124H149L151 121H153V119L156 120L155 118H156L157 116L159 117V115H161L160 113H162L163 110L165 111V109L167 110V108H168V109H170V108L173 109V107L178 108V106H179V108H180L181 106H183V104H185V102H186V104H187V101H188V100H189V102H190V99H189V98H190V96H192L191 94H193V92L198 94V91H197V92H196V90L194 91V88H195L197 85H199V84H197V83H199V82L201 83L202 81L205 82V80H208L209 78H212V76L215 74V72H217V67H218V65L220 66V62H221V60L223 59V57L225 56L224 53L226 54V53L228 52L227 50H229L230 48H232V46L235 45V44H237L239 41H243V40L246 39V37H247V35H248L247 32H248V30H249V29H247V28L249 27L248 24H250V23L253 21V20H252ZM23 18H24V17H23ZM27 18H28V17H27ZM89 18H90V17H89ZM95 18H96V19L99 18V15H98V17H97V15H96ZM107 18H108V16H107ZM109 18H110V17H109ZM119 18H120V17H119ZM122 18H123V17H122ZM129 18H130V17H129ZM148 18L151 19V17H149V16H148ZM152 18H153V17H152ZM168 18H169V17H168ZM168 18H167V19H168ZM211 18H212V17H211ZM71 19H73V18H71ZM84 19H85V18H84ZM87 19H88V18H87ZM99 19H101V18H99ZM99 19H97V20H99ZM158 19H159V18H158ZM176 19H178V18L176 17ZM176 19H174V20H176ZM179 19H180V18H179ZM182 19H183V18H182ZM61 20H62V22L64 23V25H61V24H62ZM74 20H75V19H74ZM80 20H81V19H80ZM92 20H93V19H92ZM106 20H107V19H106ZM111 20H112V19L110 18L109 22H112ZM115 20H116V19H115ZM125 20H126V19H125ZM134 20H133V21H134ZM138 20H137V21H138ZM142 20H144V18H143ZM168 20H169V19H168ZM170 20H171V19H170ZM180 20H181V19H180ZM209 20H210V19H209ZM211 20H212V19H211ZM222 20L225 21L226 19H225V20L222 19ZM228 20H229V19H228ZM71 21H72V20H71ZM76 21H77V20H76ZM84 21H85V20H84ZM89 21H90V23L92 22V25H95L94 22H93L94 20L91 21V19H90ZM89 21H88V23H89ZM120 21H121V20H120ZM120 21H119V22H120ZM122 21H123V20H122ZM126 21L129 22L130 19L128 20V18H127ZM176 21H177V20H176ZM178 21H179V20H178ZM223 21H220V24L222 23L221 26H223V28L225 29L226 27H224V25H226V24H225V22H223ZM13 22H14V23H13ZM73 22H75V21H73ZM96 22H97V21H96ZM107 22H108V21H107ZM107 22H106V23H107ZM116 22H117V21H115V22L113 21L114 24H115ZM119 22H118V23H119ZM128 22H126V23L129 24ZM139 22H141V25L143 24V23H142L143 21H139ZM139 22H138V23H139ZM145 22H146V21H145ZM154 22H155V21H154ZM166 22H168V21H166ZM169 22H170V21H169ZM171 22H172V21H171ZM171 22H170V23H171ZM213 22H214V21H213ZM215 22H216V21H215ZM12 23H13V24H12ZM19 23H20V22H19ZM68 23H69V22H68ZM71 23H72V22H71ZM76 23H78V21H77ZM76 23H75V25H76ZM80 23H81V22H80ZM80 23H78L77 26H80ZM90 23H89L88 25H90ZM97 23H99V22H97ZM97 23H96V24H97ZM100 23H101V22H100ZM113 23H111L112 26H114ZM126 23H125V25H126ZM138 23H135V22H134V24H133V23H131V24H132V26H134V25H135V26H136V25L138 26V25H139ZM172 23H174V22H172ZM218 23H219V21H218ZM16 24H17V23H16ZM73 24H74V23H73ZM85 24H86V23H85ZM85 24L83 23V24H81V25L84 26ZM111 24H110V25H111ZM121 24H122V23H121ZM121 24H120V26H124V25H123L124 23H123L122 25H121ZM146 24H147V23H146ZM251 24H252V23H251ZM251 24H250V26H251ZM68 25H69V24H68ZM71 25H72V24H70V26H71ZM98 25H99V24H98ZM98 25H97V26H98ZM117 25H119V24H117ZM217 25L219 26V24H217ZM18 26H19V24H18ZM18 26H17V27H18ZM65 26H66V25H65ZM73 26H74V25H73ZM86 26H87V25H86ZM112 26H111V27H112ZM120 26H119V28H121ZM132 26H131V27H132ZM135 26H134L133 28H135V30L137 31V29H136L137 27H135ZM142 26H143V25H142ZM10 27H11V26H10ZM75 27H76V26H75ZM88 27H90V26H88ZM88 27H87V28H88ZM99 27H100V26H99ZM99 27H98V28H99ZM104 27H105V26H104ZM104 27H103V29H104ZM126 27L129 28V25L126 26ZM227 27H228V26H227ZM62 28H63V30H62ZM73 28H74V27H73ZM73 28H72V29H73ZM80 28H82V26H80ZM80 28H77L76 31H77L78 29H80ZM85 28H86V27H85ZM85 28H84V29H85ZM93 28H94V26H93ZM93 28H92V31L90 30L91 32H93ZM105 28H106V27H105ZM108 28H109V27H108ZM108 28H107V30H108ZM114 28H115V27H114ZM139 28H140V27H139ZM217 28H218V27H217ZM217 28H215V31L213 32V35H212L211 37H209L208 40L206 39L205 42L203 41L204 43H202V45L199 46L200 49H199V48H198V49L200 50V52H201V49L203 48V46H205V45H208V46H209V45H213V47H215L216 44H218L217 41H219V40L221 39L222 35H221V33L219 32V29L216 30ZM219 28H220V26H219ZM9 29H10V28H9ZM68 29H69V27H68ZM84 29H80V31L82 30V31H81V32H82V35H83V30H84ZM89 29H90V28H89ZM96 29H97V28H96ZM117 29H118V28H117ZM122 29H123V27H122ZM124 29H125V28H124ZM131 29H132V28H131ZM131 29H130V30H131ZM200 29H201V28H200ZM224 29H223V30H224ZM73 30L75 31V29H73ZM73 30H71V28H70V33H71V31H73ZM86 30H87V29H86ZM97 30H98V29H97ZM100 30H101V29H100ZM223 30H222V31H223ZM74 31H73V32H74ZM102 31H105V30H102ZM117 31H120V29L117 30ZM123 31H125V30H123ZM139 31H140V33H141V30H139ZM144 31H145V30H144ZM157 31H158V30H157ZM220 31H221V28H220ZM98 32H99V31H98ZM98 32H97V33H98ZM100 32H101V31H100ZM100 32H99V33H100ZM112 32H114V31H112ZM120 32H121V31H120ZM125 32L127 33V30H126ZM125 32H122V33H125ZM131 32H132V30L129 31L128 33H131ZM134 32H135V31H134ZM134 32H133V33H134ZM67 33H68V32H67ZM70 33H69V34H70ZM84 33H85V34H86V33L88 34L89 31L84 32ZM99 33H98V34H99ZM142 33H143V32H142ZM222 33H223V32H222ZM71 34H72V36H73L74 33H71ZM76 34H78V31H77ZM76 34H75V35H76ZM79 34H80V33H79ZM87 34H86V36H87ZM103 34H105V32H104ZM112 34H113V33H112ZM112 34H110V35H112ZM119 34H120V33H119ZM134 34H135V33H134ZM143 34H144V33H143ZM64 35H65V34H64ZM64 35H63V37H64ZM67 35H68V34H67ZM88 35H90V33H89ZM108 35H109V33H108ZM117 35H118V34H117ZM120 35L122 36L123 34H120ZM129 35L131 36V34H129ZM129 35H128V36H129ZM140 35H141V34H140ZM152 35H153V34H152ZM223 35H224V34H223ZM70 36H71V35H70ZM84 36H85V35H84ZM115 36H116V35H115ZM123 36H124V35H123ZM135 36H136V35H135ZM144 36H145V35H144ZM169 36H170V38H168ZM76 37H77V36H76ZM87 37H88V36H87ZM106 37H107V36H106ZM110 37H111V36H110ZM113 37H114V34H113ZM118 37H119V36H118ZM131 37H133V36H131ZM138 37H139V36H138ZM140 37H141V36H140ZM61 38H62V37H61ZM61 38H60V40H61ZM73 38H75V36H74ZM73 38H72V39H73ZM77 38H79V37H77ZM77 38H75V39L78 41ZM80 38H83V37H80ZM101 38H102V37H101ZM116 38H117V37H116ZM116 38H115V39H116ZM124 38H125V37H124ZM124 38H122V39L124 40ZM126 38H127V36H126ZM247 38H248V37H247ZM86 39L89 40L90 38H86ZM95 39H96V41L99 40V38H98V39L95 38ZM102 39H103V41H104V38H102ZM107 39H108V38H107ZM128 39H129V38H128ZM131 39H132V38H131ZM138 39H142V38H137V39H136L137 42H138ZM144 39L146 40V37H145ZM148 39H149V38H148ZM148 39H147V40H148ZM150 39H149V40H150ZM164 39H165V40H164ZM62 40H64V39H62ZM62 40H61V42H62ZM65 40H66V39H65ZM67 40H69V39H67ZM82 40H83V39H82ZM82 40H81V41H82ZM100 40H101V39H100ZM126 40H127V39H126ZM129 40H130V39H129ZM133 40H134V39H133ZM149 40H148V41H149ZM162 40H163V41H162ZM70 41H71V40H70ZM73 41H74V40H73ZM77 41H76V42H77ZM81 41H79V42H81ZM101 41H102V40H101ZM109 41H110V40H109ZM116 41L118 42L119 40L117 39ZM124 41H125V40H124ZM139 41H140V40H139ZM142 41H143V39H142ZM71 42H72V41H71ZM83 42H85V40H84ZM91 42L93 43V40H92ZM94 42H95V40H94ZM97 42H98V41H97ZM97 42H95V43H97ZM110 42H111V41H110ZM122 42H123V41H122ZM122 42H121V43H122ZM133 42L135 43V40H134ZM133 42H132V40H131V41H128L127 44H124L125 42H123L122 44H123V45H126V47L128 48L129 46H133V44H134ZM157 42H156V43H153V44H157ZM221 42H222V41H221ZM223 42H224V41H223ZM64 43H65V42H64ZM66 43H67V42H66ZM74 43H75V41H74ZM95 43H94V44H95ZM100 43H102V42H100ZM108 43H109V42H108ZM112 43H114V41H113ZM112 43H111V45H113ZM139 43H140V42H139ZM147 43H148V42H147ZM147 43H146V44H147ZM149 43H150V42H149ZM149 43H148V44H149ZM160 43H159V44H160ZM57 44H59V43H57ZM61 44H62V43H61ZM61 44H60V45H61ZM83 44H84V43H83ZM86 44H87V43H86ZM89 44H90V43H89ZM97 44L99 45V43H97ZM109 44H110V43H109ZM136 44H137V43H136ZM142 44H143V43H142ZM142 44H141L142 47H141L140 45H138L137 47L140 48V49H143V46H145L146 44H144V45H142ZM153 44H152V43L149 44L147 49L149 50V47H150L151 45L153 46ZM219 44H220V41H219ZM219 44H218V45H219ZM238 44H239V43H238ZM55 45H56V47H55ZM62 45H63V44H62ZM62 45H61V46H62ZM65 45H66V44H65ZM69 45H71L70 42H69ZM76 45L78 46V45H81V44H76ZM90 45H91V48H92V49L94 48V50H92L91 48H89L88 51L92 50L93 52H89V53L86 54V53L83 52V51H84V50H83L82 52H83L85 55H83L82 53H79L80 56H82V55H83V57L85 56L84 58H83V57L81 58L82 61H79V63H77V62H78V61H77L78 59H77V60H76V61H77V62H76L77 65H76V63H75V61H74V66L76 65L75 67H77L76 70L78 69L79 66L82 65V63H83V64H84L85 62L88 63V61L91 62V60L93 61L92 63H94L95 61L98 60V57H99V59H100L101 53L99 54L98 52L100 51V49H101V47H102L103 44L100 45V48H99L97 45H96V46H97L96 48H95V46L92 47V44H90ZM104 45H105V44H104ZM115 45H116V43L114 44V46H115ZM118 45L123 46V45H121V44H118ZM134 45H135V44H134ZM71 46H73V45H71ZM85 46H88V45H85ZM120 46H117V45H116V48H118V47L120 48ZM152 46H151V47H152ZM54 47H55V48H54ZM63 47H64V46H63ZM63 47L60 48V49H62V51H63V49L65 48V47H64V48H63ZM81 47H82V46H81ZM108 47L110 48V45H108ZM108 47H107L108 51L106 50V48H104L107 52H109V51H111V50L113 49V48H112V49L110 48V49H111V50H110ZM126 47L124 46V49H125ZM137 47H135L136 50H137ZM145 47H147V46H145ZM213 47H212V48H213ZM235 47H237V45H236ZM71 48H73V47H71ZM75 48H76V47L74 46L73 49H75ZM78 48H79V47H78ZM87 48H88V47H87ZM116 48H114V50H115ZM119 48H118V49H119ZM130 48L132 49V47H130ZM130 48H129V49H130ZM133 48H134V47H133ZM60 49L57 47V50H60ZM67 49H68V47H67ZM76 49H77V48H76ZM120 49H121V48H120ZM120 49H119V51H121ZM129 49H128V50H129ZM203 49H204V48H203ZM209 49H210V48H209ZM213 49H214V48H213ZM232 49H233V48H232ZM55 50H56V49H55ZM65 50H66V48H65ZM65 50H64V51H65ZM68 50H70V49H68ZM79 50H80V49H79ZM81 50H82V49H81ZM81 50H80V51H81ZM98 50H99V51H98ZM114 50H113V51H114ZM116 50H117V49H116ZM128 50H127L126 53H130V52H128ZM148 50H147V51H148ZM199 50H198V51H199ZM207 50H208V49H204V50H203V53H204L203 55L206 54V51H207ZM62 51H61V52H62ZM73 51H74V50H73ZM73 51H72V52H73ZM88 51H87V52H88ZM102 51H103V50H102ZM106 51H105V52H106ZM113 51H111V52L113 53ZM125 51H126V50H125ZM130 51H132V50H130ZM134 51H135V50H133V53L136 54L137 51H136V52H134ZM138 51H143V50H138ZM226 51H227V52H226ZM53 52H52V53H53ZM58 52L60 53V51H58ZM58 52H56V53L58 54ZM70 52H71V51H70ZM70 52H69V53H70ZM96 52H97V53H96ZM116 52H118V50H117ZM200 52H199V53H200ZM52 53H51V54H52ZM56 53H55V54H56ZM63 53H64V52H63ZM67 53H68V52H67ZM69 53H68V54H69ZM126 53H125V54H126ZM147 53H148V52H147ZM163 53H164V52H163ZM166 53H167V52H166ZM51 54H50V55H51ZM55 54H54V55H55ZM57 54H56V56H54V59H53V60H55V57H56V58L61 57L60 55H58V57H57ZM81 54H82V55H81ZM97 54H99L100 56L98 55V57H97ZM104 54L108 55L107 53H104ZM109 54H110V53H109ZM114 54L117 55L116 53H114ZM114 54H113L112 56H114ZM131 54H132V52H131ZM134 54H133V55H134ZM138 54H140V53H138ZM148 54H149V53H148ZM148 54H147V55H148ZM197 54H198V53H197ZM50 55H49V57H50ZM66 55H67V54H66ZM66 55L62 56L61 58H63V57H67ZM73 55H77V54H73ZM73 55H72V57H73ZM95 55H96V56H95ZM123 55H124V52H123ZM126 55H127V56H123L125 59H126L128 56H130V54H129V55L126 54ZM141 55H142V53H141ZM198 55H199V54H198ZM7 56H6V57H7ZM102 56H103V55H102ZM131 56H132V55H131ZM131 56H130V57H131ZM138 56H139V55H138ZM144 56H145V55H144ZM158 56H159V55H158ZM196 56H197V55H196ZM45 57H46V58H45ZM70 57H71V56L69 55V57H67V58H70ZM78 57H79V56H78ZM96 57H97V58H96ZM105 57H107V56H105ZM108 57H109V56H108ZM119 57H120V58H123L122 56H119ZM154 57H155V56H154ZM44 58H45V59H44ZM50 58H51V57H50ZM50 58H48V60H49ZM67 58H66V59H67ZM76 58H77V57H75L74 59H76ZM95 58H96L97 60H93V59H95ZM113 58H114V57H113ZM113 58H111V59L114 60ZM115 58H116V57H115ZM159 58H160V57H159ZM159 58H158V59H159ZM224 58H225V57H224ZM66 59H65V60H66ZM101 59H102V57H101ZM101 59H100V60H101ZM105 59H106V58H105ZM117 59H118V57H117ZM117 59H116V60H117ZM149 59H150V58H149ZM53 60H52V61H53ZM57 60H58V59H57ZM69 60H71V59H69ZM100 60H99V61H100ZM112 60H111V61H112ZM120 60H122V59H120ZM120 60H119V61H120ZM123 60H124V59H123ZM123 60H122V61H123ZM131 60H132V59H131ZM144 60H145V59H144ZM50 61H51V59H50ZM50 61H47V62H50ZM58 61H59V60H58ZM129 61H130V60H129ZM53 62H54V61H53ZM55 62H56V60H55ZM60 62H62V61H60ZM60 62H59V63H60ZM67 62H69V61H67ZM90 62H89V63H90ZM109 62H110V61H109ZM125 62H126V61H125ZM140 62H141V61H140ZM72 63H73V62H72ZM72 63H71V64H72ZM87 63H85L84 65H87ZM95 63H96V62H95ZM99 63H100V62H99ZM105 63H107V60H106ZM114 63H116V64L118 65V61H116V62L114 61ZM114 63H113V64H114ZM120 63H121V61H120ZM123 63H124V62H123ZM131 63H132V62H131ZM136 63H138V62H136ZM41 64L44 65V66L40 67V68H41V69H40L39 66H40ZM47 64H48V63H47ZM50 64H52V63H50ZM55 64H56V63H55ZM79 64H80V65H79ZM97 64H98V62H97ZM97 64H96L95 66L98 67ZM103 64H104V62H103ZM116 64H114V65H116ZM125 64H126V63H125ZM48 65H49V64H48ZM68 65H69V64H68ZM88 65H89V64H88ZM120 65H121V64H120ZM133 65H134V63H133ZM49 66H50V65H49ZM92 66H93V65H92ZM103 66H104V65H103ZM106 66H107V64H106ZM111 66H112V65H111ZM128 66H129V65H128ZM175 66H176V65H175ZM44 67H45V68H44ZM81 67L83 68L84 66H81ZM81 67H80V70H79V71H82V70H81ZM87 67H88V66H87ZM114 67H115V66H114ZM120 67H121V66H120ZM173 67H174V66H173ZM186 67H187V66H186ZM38 68L40 69V73H38V72H39V71H38ZM66 68H67V67H66ZM71 68H72V67H71ZM73 68H74V67H73ZM93 68H94V67H93ZM93 68H92V69H93ZM95 68H96V67H95ZM103 68H104V67H103ZM115 68H116V67H115ZM194 68H195V66H194ZM219 68H220V67H219ZM219 68H218V69H219ZM252 68H253V67H252ZM262 68H264V67H262ZM42 69H43V70H42ZM44 69H45V70H44ZM67 69H68V68H67ZM69 69H70V67H69ZM86 69H87V68H86ZM109 69H110V68H109ZM195 69H196V68H195ZM41 70H42V71H41ZM47 70H48V69H47ZM84 70H85V68H84ZM107 70H108V67H107ZM253 70H254V69H253ZM43 71H44V72L46 71L47 73H46V74H45V73L42 74ZM77 71H78V70H77ZM79 71H78V72H79ZM171 71H172V70H171ZM246 71H248V68H247ZM71 72H75V70L73 69ZM83 72H84V71H82V72H80V73L83 74ZM98 72H99V71H98ZM104 72H105V70H104ZM256 72H257V71H256ZM75 73H76V72H75ZM100 73H101V72H100ZM178 73H180V72H178ZM181 73H182V72H181ZM254 73H255V72H254ZM258 73H259V72H258ZM73 74H74V73H73ZM76 74H78V73H76ZM87 74H88V72H87ZM87 74H86V76H87ZM93 74H94V73H93ZM246 74H247V73H246ZM255 74H256V73H255ZM74 75H75V74H74ZM84 75H85V74H84ZM108 75H109V74H108ZM176 75H178V74H176ZM176 75H175V77H176ZM249 75H250V74H249ZM252 75H253V74H252ZM68 76H67V79H68ZM75 76H76V75H75ZM77 76H79V75H77ZM39 77H37V78H39ZM48 77H49V78H48ZM64 77H65V78H64ZM88 77H89V76H88ZM92 77H93V76H92ZM95 77H96V76H95ZM240 77H241V76H240ZM250 77H251V76H250ZM250 77H249V79H250ZM263 77H264V76H263ZM69 78H70V77H69ZM79 78H80V77H79ZM79 78H78V79H79ZM260 78H262V77H260ZM47 79H46V80H47ZM70 79H71V78H70ZM82 79H83V78H82ZM86 79H87V78H86ZM98 79H99V78H98ZM254 79H255V77H254ZM254 79H253V80H254ZM40 80H39V82H40ZM46 80L44 79V81H46ZM80 80H81V78H80ZM87 80H88V79H87ZM259 80H260V79H259ZM263 80H264V79H263ZM34 81H35V80H33V81H31V82L33 83ZM49 81H48V82H49ZM70 81H71V80H70ZM144 81H145V80H144ZM144 81H140V83L143 85V82H144ZM165 81H166V79H165ZM255 81H258V79L255 80ZM255 81H252V80H251V82H254V83H255ZM35 82H36V81H35ZM65 82H66V81H65ZM67 82H68V81H67ZM158 82H159V81H158ZM166 82H167V81H166ZM204 82H203V83H204ZM211 82H212V81H211ZM244 82H245V81H244ZM249 82H250V81H249ZM37 83H38V82H37ZM46 83H47V82H46ZM69 83H71V82H69ZM140 83L138 82V83H135V84H140ZM260 83H261V82H260ZM260 83H258V84H260ZM27 84H28V85H27ZM41 84H42V82H41ZM76 84H77V83H76ZM141 84H140V85H141ZM144 84H145V83H144ZM251 84H252V83H251ZM251 84H250V85H251ZM258 84H257V83L255 84L256 87H257L256 89H259V88H258ZM262 84H263V86H264V83H263V82H262ZM33 85H34V84H33ZM44 85H46V84H44ZM47 85H48V84H47ZM49 85H50V83H49ZM54 85H55V84H54ZM72 85H73V84H72ZM87 85H88V84H87ZM100 85H101V84H100ZM140 85H139V86H140ZM148 85H149V84H148ZM29 86H31V85H29ZM41 86H42V85H41ZM41 86H40V87H41ZM76 86H77V85H76ZM107 86H108V85H107ZM129 86H130V85H129ZM129 86H127V87H129ZM134 86H138V85H134ZM139 86L136 87V88H138V90H140V89H139ZM151 86H152V83H151ZM169 86H170V85H169ZM260 86H261V84L259 85V87H260ZM46 87H48V86H46ZM49 87H50V86H49ZM67 87H68V86H67ZM109 87H110V86H109ZM130 87H131V86H130ZM130 87H129V88H130ZM141 87H142V86H141ZM141 87H140V88H141ZM146 87H148V86H146ZM32 88H33V87H32ZM34 88H35V87H34ZM34 88H33V89H34ZM42 88H43V87H42ZM44 88H45V87H44ZM81 88H83V87H81ZM144 88H145V87H144ZM149 88H152V87H149ZM238 88H239V87H238ZM247 88H248V87H247ZM250 88H251V89H250V93L252 94V92H253L252 88H254V87L251 86ZM261 88H264V87H261ZM35 89H36V88H35ZM52 89H53V88H52ZM56 89H57V88H56ZM75 89H76V88H75ZM83 89H84V88H83ZM87 89H88V88H87ZM109 89H111V88H109ZM115 89H116V88H115ZM117 89H118V88H117ZM153 89H154V88H153ZM168 89H169V88L166 87V90H168ZM195 89H196V88H195ZM245 89H246V88H245ZM78 90H79V89H78ZM136 90H137V89H136ZM145 90H147V89H145ZM156 90H157V89H156ZM164 90H165V89H164ZM210 90H211V89H210ZM243 90H244V89H243ZM247 90H248V89H247ZM251 90H252V91H251ZM259 90H261V89H259ZM259 90H258V91H259ZM28 91H29V90H28ZM33 91H35V90H33ZM76 91H77V90H76ZM80 91H81V90H80ZM88 91H89V90H88ZM117 91H118V90H117ZM126 91H127V90H126ZM132 91H133V90H132ZM143 91H144V90H143ZM149 91H150V90H149ZM159 91H161V90H159ZM162 91H163V90H162ZM241 91H242V90H241ZM245 91H246V90H245ZM255 91H256V90H254V92H255ZM12 92H13V93H12ZM26 92H27V91H26ZM44 92H45V91H44ZM50 92H51V91H50ZM52 92H53V91H52ZM77 92H78V91H77ZM84 92H85V91H84ZM212 92H213V91H212ZM237 92H239V91L237 90ZM242 92H243V91H242ZM254 92H253V93H254ZM259 92H260V91H259ZM30 93H31V92H30ZM30 93H29L28 95H30ZM35 93H36V92H35ZM46 93H47V92H46ZM80 93H81V92H79V94H80ZM147 93H148V92H147ZM231 93H232V92H231ZM3 94H2V95H3ZM19 94H20V93H19ZM26 94H27V93H26ZM26 94H25V95H26ZM56 94H58V93H56ZM61 94H62V93H61ZM61 94H60V95H61ZM69 94H71V92H70ZM69 94H68V96H66V95H67V93H66L65 96L68 97V98H69V97L72 98L71 96H73V95L69 96ZM72 94H73V93H72ZM77 94H78V93H76V95H77ZM165 94H167L166 97H165ZM197 94H196V95H197ZM200 94H201V92H200ZM214 94H215V93H214ZM235 94H237V93H235ZM235 94L232 95V97H233V96H236ZM240 94H241V93H240ZM246 94H247V93H246ZM251 94H250V95L247 94L248 97L252 96ZM254 94H255V93H254ZM0 95H1V94H0ZM33 95H34V94H33ZM35 95H36V94H35ZM38 95H39V93H38ZM38 95H36V96H38ZM44 95H45V94H44ZM50 95H51V94H50ZM62 95H63V94H62ZM86 95H87V94H86ZM86 95H85V96H86ZM119 95H120V94H119ZM124 95H125V94H124ZM127 95H128V94H127ZM130 95H131V94H130ZM137 95H138V94H137ZM141 95H142V94H141ZM141 95H140V96H141ZM150 95H151V94H150ZM159 95H160V97H161V94H159ZM159 95H158V96H159ZM208 95H209V94H208ZM229 95H230V94H229ZM16 96H17V95H16ZM48 96H49V95H48ZM55 96H56V95H55ZM65 96L62 97V98H64V99H63L64 101L67 100V99L65 98ZM74 96H75V95H74ZM131 96H132V95H131ZM138 96H139V95H138ZM140 96H139V97H140ZM145 96H146V95H145ZM154 96H155V95H153V97H154ZM158 96H157V97H158ZM193 96H194V95H193ZM203 96H204V95H202V98H201L202 100H203ZM209 96H210V95H209ZM238 96H239V93H238ZM256 96H258V95H256ZM14 97H15V96H14ZM23 97H24V96H23ZM31 97H32V96H31ZM42 97H43V96H42ZM53 97H54V95H53ZM53 97H51V98H53ZM56 97H58V95H57ZM143 97H144V96H143ZM143 97H142V99H143ZM146 97H147V96H146ZM153 97H152V98H153ZM162 97H161V100L163 99ZM211 97H212V96H211ZM239 97H240V96H239ZM262 97H264V96H262ZM262 97H261V98H262ZM134 98H135V96H134ZM144 98H145V97H144ZM155 98H156V97H155ZM192 98H193V97H192ZM192 98H191V99H192ZM195 98H196V97H195ZM195 98H194V100H195ZM199 98H200V97H199ZM237 98H238V97H237ZM242 98H243V97H242ZM250 98H251V97H250ZM250 98H249L248 100H246V101L251 100ZM254 98H256V97H254ZM5 99H6V97H5ZM18 99H19V97H18ZM18 99L16 98V100H18ZM21 99H22V98H21ZM21 99H20V100H21ZM55 99H56V98H55ZM88 99H89V97H88ZM129 99H130V98H129ZM136 99H137V98H136ZM136 99H134V100H136ZM142 99H141V100H142ZM201 99H200V100H201ZM222 99H223V98H222ZM230 99H232V98H230ZM244 99H245V98H244ZM0 100H1V99H0ZM9 100H10V99H9ZM23 100H24V99H23ZM51 100H52V99H51ZM59 100H61V99H59ZM110 100H111V99H110ZM110 100H109V101H110ZM120 100H121V99H120ZM130 100H131V99H130ZM143 100H144V99H143ZM143 100H142V101H143ZM151 100H152V99H151ZM153 100H154V99H153ZM157 100H158V98H157ZM157 100L155 99V101H157ZM159 100H160V98H159ZM161 100H160V101H161ZM204 100H205V99H204ZM206 100H207V99H206ZM209 100H210V97H209ZM224 100H225V99H224ZM227 100H229V98H228ZM240 100H241V98H240ZM253 100H254V99H253ZM253 100H252V101H253ZM256 100H257V99H256ZM7 101H8V100H7ZM11 101H12V100H11ZM24 101H25V100H24ZM27 101H28V100H27ZM33 101H34V100H33ZM43 101H44V100H43ZM64 101H63V102H64ZM69 101H70V99H69ZM69 101H68V102H69ZM91 101H92V100H91ZM99 101H100V100H99ZM132 101H133V99H132ZM145 101H146V100H145ZM148 101H149V100H148ZM232 101H233V100L226 101V102H223L222 104H224V103L227 104V103L232 102ZM236 101H237V100H236ZM243 101H244V103H243V102L240 103V104H242V105H241L242 107H241V108L239 107V108L241 109L240 113H241L242 111H243V112L246 111L245 113H247L248 110H250L249 108H250V107L252 108V106H251V105H252V104H251L252 102L250 103V104H251V105H250V104H248L249 102L245 103V100H243ZM257 101H258V100H257ZM257 101H254V102H256V103L258 104ZM263 101H264V100H263ZM16 102H17V101H16ZM40 102H41V101H40ZM57 102H58V101H57ZM57 102H56V103H57ZM59 102H60V101H59ZM59 102H58V104H59ZM61 102H62V100H61ZM68 102H67V104L71 103V102H69V103H68ZM97 102H98V101H97ZM117 102H118V101L115 100L114 104H117V105H118ZM127 102H128V100H127ZM127 102H126V103H127ZM133 102H134V101H133ZM139 102H140V101H139ZM146 102H147V101H146ZM192 102L195 103V102L193 101V99H192ZM205 102L207 103V101H205ZM205 102H204V103H205ZM215 102H216V101H215ZM217 102H218V101H217ZM221 102H222V100H221ZM240 102H241V101H240ZM13 103H14V102H13ZM27 103H28V102H27ZM32 103H33V102H32ZM56 103H53V104L56 106ZM65 103H66V102H65ZM65 103L63 104L64 106H65ZM105 103H107V102H105ZM128 103H129V102H128ZM131 103H132V102H131ZM136 103H137V102H136ZM143 103H144V102H143ZM143 103H142V104H143ZM156 103H157V102H156ZM193 103H192V104H193ZM201 103H202V102H201ZM209 103H210V102H209ZM1 104H3L2 101H1ZM19 104H20V103H19ZM19 104H17V105H19ZM28 104H29V103H28ZM58 104H57V106H58ZM86 104H87V103H86ZM95 104H96V103H95ZM112 104H113V102H112ZM134 104H135V103H134ZM148 104H149V103H148ZM202 104H203V103H202ZM212 104H213V101H212ZM214 104H216V103H214ZM214 104H213V106H214ZM220 104H221V103H219V105H220ZM237 104L239 105V103H237ZM243 104H244V106H243ZM245 104H246V105H245ZM261 104H262V103H261ZM20 105L22 106V104H20ZM60 105H61V104H60ZM63 105H62V106H63ZM92 105H93V104H92ZM92 105H91V106H92ZM135 105H136V104H135ZM137 105H138V104H137ZM140 105H141V104H140ZM144 105H145V104H144ZM190 105H191V103H190ZM196 105H197V104H196ZM203 105L206 106V105H208V104H206V105L203 104ZM216 105H217V107L219 108L218 104H216ZM228 105H229V104H228ZM263 105H264V104H263ZM2 106L4 107V104H3ZM15 106H16V104H15ZM64 106H63V107H64ZM89 106H90V105H89ZM114 106H115V105H114ZM118 106H119V105H118ZM186 106H187V105L184 106V109H186V108H185ZM188 106H189V105H188ZM188 106H187V107H188ZM200 106H201V105H200ZM200 106H198V107L200 108ZM210 106H211V105H210ZM229 106H230V105H229ZM234 106H235V107H234ZM234 106H233V110H234V108L238 107L237 105H234ZM253 106H255V105H253ZM257 106H258V105H257ZM259 106H260V104H259ZM3 107H2V108H3ZM5 107H6V106H5ZM9 107H10V106H9ZM11 107H12V106H11ZM19 107H20V106H19ZM24 107H26V106L24 105ZM31 107H32V106H31ZM31 107H30V108H31ZM38 107H39V106H38ZM81 107H82V106H81ZM83 107H85V106L83 105ZM83 107H82V108H83ZM106 107H107V106H106ZM106 107H105V108H106ZM108 107H109V105H108ZM115 107H116V106H115ZM115 107L111 108V104H110V108H111V110L114 109ZM192 107L194 108L193 105H192ZM198 107H197V108H198ZM201 107H202V106H201ZM206 107H207V106H206ZM206 107H205V108H206ZM211 107H212V106H211ZM227 107H228V106H227ZM261 107H262V105H261ZM12 108H14V107H12ZM20 108H21V107H20ZM28 108H29V107H28ZM32 108L34 109L35 107L33 106ZM43 108H44V107H43ZM75 108H76V107H75ZM77 108H78V107H77ZM89 108H90V107H88V110H89ZM146 108H147V107H146ZM195 108H196V106H195ZM195 108H194V109H195ZM197 108H196V112H197ZM215 108H216V107H215ZM222 108H223V106H222ZM229 108H231V106H230ZM255 108H256V107H255ZM0 109H1V108H0ZM4 109H5V108H4ZM4 109H3V110H4ZM6 109H7V108H6ZM6 109H5V110H6ZM14 109L16 110V108H14ZM14 109H13V110H14ZM17 109H18V108H17ZM26 109H27V108H26ZM26 109H25V112H26ZM39 109H40V108H39ZM51 109H52V108H51ZM79 109H80V108H79ZM93 109H95V108L93 107ZM97 109H98V108H97ZM97 109H96V110H97ZM123 109H125V108H123ZM127 109H128V108H127ZM127 109H126V110H127ZM142 109H143V108H142ZM200 109H202V108H200ZM209 109H211V108L209 107ZM223 109L226 110V111L228 110V108H227V109L223 108ZM223 109H222V110H223ZM236 109H237V108H236ZM259 109H261V108L259 107ZM3 110H2V111H3ZM23 110H24V109H23ZM54 110H55V109H54ZM57 110H58V109H57ZM57 110L55 111V113L57 112ZM82 110H83V109H82ZM90 110H91V108H90ZM106 110H107V109H106ZM109 110H110V109H109ZM173 110H174V109H173ZM202 110H203V109H202ZM231 110H232V108H231ZM233 110H232V111H233ZM237 110H238V109H237ZM237 110H235V111L237 112ZM11 111H12V109H11ZM11 111H10V113H11ZM20 111H21V110H20ZM28 111H29V110H28ZM28 111H27V112H28ZM44 111H46L45 108H44ZM85 111H86V110H85ZM85 111H84V112H85ZM93 111H94V110H93ZM102 111H103V110H102ZM127 111H129V110H127ZM132 111H133V110H132ZM164 111H163V112H164ZM167 111L169 112V110H167ZM182 111H183V108H182L181 112H182ZM187 111H188V110H186V112H187ZM191 111H192V110H191ZM194 111H195V110H194ZM208 111H209V110H208ZM211 111H212V110H211ZM211 111H209V112H211ZM215 111L218 112V110H216V109H215ZM215 111H212V114H213V113H216ZM229 111H230V110H229ZM235 111H233V112H235ZM250 111H251V110H250ZM259 111H260V110H259ZM6 112H7V111H6ZM6 112L4 111V114H5ZM18 112H19V110H18ZM22 112H23V111H22ZM33 112H34V111H33ZM33 112H32V113H33ZM38 112H39V111H38ZM59 112H60V111H59ZM69 112H70V111H69ZM81 112H82V111L77 112V113L80 114ZM110 112H111V111H110ZM170 112H172V111H170ZM170 112H169V117H171V116H170ZM177 112L180 114L179 111H177ZM186 112H184V113L186 114ZM189 112H190V109H189ZM189 112H188V113H189ZM198 112H199V111H198ZM198 112H197V113H198ZM202 112H205V111H202ZM209 112H208V113H209ZM223 112H225V111H222L221 113H223ZM233 112H232V113L230 112V113L233 114ZM243 112H242V113H243ZM256 112H258V111H256ZM262 112H263V110H262ZM2 113H3V112H2ZM10 113H8V114L10 115ZM15 113H16V112H15ZM32 113H31V114H32ZM34 113H35V112H34ZM36 113H37V112H36ZM44 113H45V112H44ZM51 113H52V112H51ZM51 113H50V114H51ZM75 113H76V112H75ZM94 113H95V112H94ZM102 113H103V112H102ZM107 113H108V112H107ZM107 113H106V114H107ZM121 113H123V112H121ZM190 113H191V112H190ZM192 113H193V112H192ZM219 113H220V112H219ZM221 113H220V114H221ZM226 113H227V112H226ZM226 113H225V114H226ZM230 113H229V114H230ZM242 113H241V114H242ZM249 113H251V112H249ZM249 113H248V114H249ZM13 114H14V112H13ZM22 114H26V113L23 112ZM27 114H29V112H28ZM40 114H41V113H40ZM46 114H48V113H46ZM83 114H84V113H83ZM89 114H91V113H89ZM109 114H110V113H109ZM164 114H165V113H164ZM173 114H174V112H173ZM173 114H171V115H173ZM181 114H182V113H181ZM198 114H199V113H198ZM206 114H207V113L203 114L202 117H204ZM217 114H218V113H217ZM217 114H216V115H217ZM234 114H235V113H234ZM234 114H233V115H234ZM253 114H254V113H253ZM258 114H260V113H258ZM262 114H263V113H262ZM17 115H18V114H17ZM20 115H21V114H20ZM51 115H52V114H51ZM67 115H68V114H67ZM70 115H72V113H71ZM70 115H69V116H70ZM87 115H88V114H87ZM101 115H102V114H101ZM113 115H114V114H113ZM116 115H117V114H116ZM174 115H175V114H174ZM174 115H173V116H174ZM176 115H177V114H176ZM176 115H175L174 117H176ZM189 115H190V114H189ZM192 115H193L192 117H194V118H195V116L197 117V114L194 116V113H193ZM208 115H209V114H208ZM210 115H211V114H210ZM226 115H227V114H226ZM249 115H250V114H249ZM260 115H261V114H260ZM3 116H5V115L2 114L1 117H3ZM24 116H25V115H24ZM26 116H27V115H26ZM44 116H45V115H44ZM47 116H48V115H47ZM76 116H79V115H76ZM96 116H97V115H96ZM98 116H99V115H98ZM103 116H104V115H102L101 117H103ZM162 116H163V115H162ZM173 116H172V119H173ZM178 116H179V115H178ZM178 116H177V117H178ZM181 116H182V115H181ZM181 116H180L178 119H180ZM185 116H186V115H185ZM190 116H191V115H190ZM190 116H187V117L191 118ZM206 116H207V115H206ZM206 116H205V118H206ZM214 116H215V115H214ZM219 116H220V115H219ZM223 116H224V114H221V117H222V118H223ZM245 116H246V115H245ZM258 116H259V115H258ZM6 117H7V116H6ZM8 117H9V116H8ZM11 117H12V116H11ZM16 117H17V116H16ZM21 117H22V116H21ZM41 117H42V116H40V118H41ZM70 117H72V116H70ZM70 117H68V118H70ZM92 117H94V115H93ZM99 117H100V116H99ZM158 117H157V118H158ZM163 117H164V116H163ZM169 117H167V118H169ZM187 117L185 118V119H186V122H187ZM208 117H210V116H208ZM208 117H207V118H208ZM216 117H217V116H216ZM216 117H215V119H216ZM221 117H220V118H221ZM224 117H225V116H224ZM233 117H234V116H233ZM233 117H230V118H233ZM236 117H238V116L236 115V116H235V119H236ZM243 117H244V116H243ZM248 117H249V116H248ZM255 117H256V116H255ZM255 117L253 116V117H252V120H251V118H248V119H250V121L247 120L248 123H252V124H250V127L247 126V127H249V128H247V130L251 129V131L249 130V132H252V128H254V126H255V127L257 126L258 118H259L260 116H259L258 118H257V117L255 118ZM13 118H14V117H13ZM22 118H23V117H22ZM22 118H20V119H22ZM45 118H46V117H45ZM49 118H50V117H49ZM65 118H67V117H65ZM65 118H64V119H65ZM86 118H88V117L86 116ZM197 118H198V117H197ZM205 118H204V119H205ZM211 118H212V117H211ZM211 118H209V119H211ZM227 118H228V117H227ZM244 118H245V117H244ZM260 118H261V117H260ZM263 118H264V115H263ZM7 119H9V118H7ZM20 119L17 118V121L20 120ZM37 119H38V118H37ZM37 119H36V120H37ZM74 119H75V117H74ZM74 119H73V120H74ZM107 119H108V118H107ZM161 119H163V118H161ZM161 119H160V120H161ZM164 119H165V118H164ZM164 119H163V120H164ZM170 119H171V118H170ZM172 119H171V120H172ZM182 119H183V118H182ZM182 119H181V120H182ZM185 119H184V120H185ZM215 119H214V120H215ZM217 119H219V117H218ZM245 119H246V118H245ZM32 120H33V119H32ZM73 120H70V123H71V124H72V121H73ZM80 120H81V119H80ZM83 120H84V119H83ZM158 120H159V119H158ZM160 120H159V121H160ZM168 120H169V119H168ZM188 120H190V119H188ZM192 120H193V118H192ZM211 120H213V118H212ZM230 120H231V119H230ZM238 120H240V118H239ZM262 120H264V119H262ZM262 120H261V121H262ZM3 121H4V120H3ZM42 121H43V120H42ZM52 121H53V120H52ZM65 121H67V120H65ZM65 121H64V122H65ZM74 121H75V120H74ZM95 121H96V120H95ZM169 121H170V120H169ZM173 121H174V119H173ZM190 121H191V120H190ZM193 121H195V120H193ZM203 121H204V120H203ZM217 121L219 122V120H217ZM217 121H214V123L216 122V124H217ZM223 121H224V123H223ZM223 121H222V124H221V125L224 126V125H226V123H225L226 120H223ZM227 121H228V119H227ZM233 121H234V118H233ZM236 121H237V120H236ZM236 121H235V122H236ZM245 121H246V120H245ZM247 121H246V122H247ZM259 121H260V120H259ZM261 121H260V122H261ZM0 122H1V121H0ZM15 122H16V121H15ZM26 122H27V121H26ZM47 122H48V120H47ZM49 122H50V121H49ZM54 122H55V121H54ZM56 122H59V121H56ZM91 122H92V121H91ZM96 122H97V121H96ZM96 122H95V123H96ZM161 122H162V121H161ZM164 122H165V121H164ZM164 122H163V123H164ZM166 122H167V121H166ZM175 122H176V121H175ZM196 122H197V121H196ZM204 122H205V121H204ZM207 122H208V121H207ZM207 122H206V123H207ZM229 122H230V121H229ZM235 122H233V123H235ZM238 122H240V121H238ZM13 123H14V122H13ZM16 123H17V122H16ZM16 123H15V124H16ZM24 123H25V121H24ZM35 123H36V122H35ZM42 123H43V122H42ZM52 123H53V122H52ZM59 123H60V122H59ZM66 123H67V122H66ZM66 123H65V124H66ZM82 123H83V122H82ZM158 123H160V122H158ZM167 123H168V122H167ZM170 123H171V122H170ZM173 123H174V122H173ZM176 123H180V122L178 121V122H176ZM209 123H210V121H209L207 124H209ZM212 123H213V122H212ZM212 123H211V124H212ZM214 123H213L212 125H214ZM219 123H220V122H219ZM227 123H228V122H227ZM244 123H245V122H244ZM244 123H243V124H244ZM262 123H264V121H263ZM20 124H22V122H21ZM28 124H29V123H28ZM33 124H34V122H33ZM37 124H38V123H37ZM45 124H46V122H45ZM89 124H90V123H89ZM154 124H156V123H154ZM160 124H161V123H160ZM164 124H165V123H164ZM168 124H169V123H168ZM187 124H188V123H186V125H187ZM192 124H194V122H193ZM195 124H196V123H195ZM195 124H194V126H195ZM235 124H236V123H235ZM237 124H238V123H237ZM2 125H3V124H2ZM9 125H10V124H9ZM9 125H8V126H9ZM11 125H12V124H11ZM25 125H26V123H25ZM29 125H30V124H29ZM41 125H42V124H41ZM46 125H48V124H46ZM49 125L52 126L53 124L51 125V124L49 123ZM49 125H48V126H49ZM61 125H62V123H61ZM74 125H75V124H74ZM85 125H86V124H85ZM91 125H93V124L91 123L89 126H91ZM152 125H153V124H152ZM170 125H171V124H170ZM179 125H180V124H179ZM181 125H184V123L181 124ZM196 125H198V123H197ZM202 125H203V124H202ZM212 125H211V126H212ZM230 125H231V124H230ZM239 125H240V124H239ZM259 125H260V124H259ZM262 125H263V124H262ZM5 126H6V125H5ZM20 126H21V125H20ZM22 126H23V125H22ZM34 126H35V125H34ZM48 126H47V128H48ZM63 126H64V125H63ZM81 126H83V125L81 124ZM93 126H94V125H93ZM149 126H150V125H149ZM157 126L160 127V125H157ZM157 126H155V127H157ZM166 126L168 127V125H166ZM171 126H173V125H171ZM189 126H191V125H189ZM199 126H200V125H199ZM199 126H198V127H199ZM203 126H204V125H203ZM206 126H207V125H206ZM208 126H209V125H208ZM244 126H245V125H244ZM11 127H12V126H11ZM25 127H27V125H26ZM31 127H32V126H31ZM37 127H38V126H37ZM39 127H40V126H39ZM53 127H54V126H53ZM56 127H57V126H56ZM56 127H55V128H56ZM61 127H62V126H61ZM73 127H74V126H73ZM153 127H154V125H153ZM155 127H154V128H155ZM175 127H176V126H175ZM182 127H183V126H182ZM187 127H188V126H187ZM196 127H197V126H196ZM201 127H202V126H201ZM213 127L215 128L216 125L213 126ZM224 127H225V126H224ZM226 127H228V126L226 125ZM230 127H231V126H230ZM230 127H229V128H230ZM235 127H237V125H236ZM239 127H240V126H239ZM20 128H21V127H20ZM22 128H24V127H22ZM33 128H35V127H33ZM40 128H41V127H40ZM84 128H87V127L84 126ZM88 128H89V127H88ZM88 128H87V129H88ZM148 128H149V127H148ZM150 128H151V127H150ZM170 128H171V127H170ZM170 128H168V129H170ZM180 128H181V127H180ZM183 128H184V127H183ZM193 128H194V127H193ZM193 128H192V130H193ZM206 128H207V127H206ZM217 128H218V127H217ZM217 128H215V129H217ZM232 128H233V124H232ZM232 128H231V129H232ZM237 128H238V127H237ZM8 129H9V128H8ZM15 129H16V128H15ZM18 129H19V128H18ZM30 129H32V128H30ZM45 129H46V128H44V130H45ZM52 129H53V128H52ZM62 129H63V128H62ZM64 129H65V128H64ZM66 129H67V127H66ZM80 129H81V128H79V130H80ZM82 129H83V128H82ZM138 129H139V128H138ZM143 129H144V127H143ZM146 129H147V128H146ZM163 129H164V128H163ZM165 129H166V128H165ZM177 129H179V127H178ZM184 129H185V131H186L188 128H184ZM184 129H182V130H184ZM197 129H198V128H197ZM199 129H200V128H199ZM202 129H204V128H202ZM210 129H211V128H210ZM212 129H213V128H212ZM219 129H220V126H219ZM225 129H227V128H225ZM231 129H230V130H231ZM241 129L243 130V128H241ZM241 129H240V130H241ZM245 129H246V128H244V130H245ZM263 129H264V128H263ZM2 130H3V129H2ZM13 130H14V128H13ZM20 130H22V129H20ZM20 130H19V131H20ZM25 130H26V129H25ZM58 130H59V129H58ZM77 130H78V129H77ZM98 130H99V128H98ZM134 130H135V129H134ZM152 130H154V129H152ZM152 130H151V131H152ZM170 130H171V129H170ZM170 130H169V131H170ZM174 130H175V128H174ZM189 130H190V129H188V131H186V132L184 131V132H185L184 134H181L182 137H181V141H180V142L178 141L179 138L177 139V141L179 142V144H178L177 142H176V143H177V144H176L175 141L173 142V143L175 144V145L173 144V145H174L173 148H172L173 151L178 150V149L180 150L181 148H182V150H183V148H186L187 146L190 147V145H192V144L194 145V143L198 142V141H197L198 138H199V141H200L201 137L203 136V135H201V134H202V133H201L202 130L200 129L199 132H196V130H195V132H194V131L192 132V130H191V131H189ZM208 130H209V128H208ZM221 130H222V129H221ZM223 130H224V129H223ZM228 130H229V129H228ZM230 130H229V131H230ZM236 130H238V129H236ZM236 130H235V131H236ZM242 130H241V131H242ZM247 130H246V132L244 131V133H247ZM261 130H262V129H261ZM10 131H11V130H9V132H10ZM16 131H17V129H16ZM29 131L31 132V130H29ZM47 131H48V130H47ZM75 131H76V130H75ZM83 131H84V130H83ZM86 131H87V130H86ZM86 131H85V132H86ZM121 131H122V132H121ZM136 131H137V130H136ZM141 131H142V129H141ZM146 131H148V129H147ZM156 131H157V130H156ZM159 131H160V129H159ZM159 131H158V132H159ZM176 131H177V130H176ZM176 131H173V130H172L173 134H174V132L176 133ZM211 131H212V130H211ZM211 131H210V132H211ZM213 131H214V129H213ZM213 131H212V132H213ZM224 131H226V130H224ZM232 131H233V130H232ZM255 131H256V130H254L253 133H255ZM3 132H4V131H3ZM6 132H7V131H6ZM14 132H15V131H14ZM25 132H26V131H25ZM41 132H43V131H41ZM69 132H70V131H69ZM76 132H77V131H76ZM81 132H82V131H81ZM85 132H82V134H84ZM99 132H100V131H99ZM105 132H106V133H105ZM143 132H144V131H143ZM149 132H150V130H149ZM149 132H147V133H149ZM154 132H155V130H154ZM162 132H164V131H162ZM166 132H167V131H166ZM170 132H171V131H170ZM170 132H169V133H170ZM172 132H171V133H172ZM180 132H181V131H180ZM202 132H203V131H202ZM215 132H216V130H215ZM222 132H223V131H222ZM236 132H237V131H236ZM236 132H234V134H235ZM55 133H56V132H55ZM150 133H151V132H150ZM182 133H183V132H182ZM225 133H226V132H225ZM228 133H229V132H228ZM230 133H233V132H230ZM237 133H238V132H237ZM256 133H257V132H256ZM4 134H5V133H4ZM8 134L10 135V133H8ZM12 134H13V133H12ZM19 134H20V133H19ZM32 134H33V133H32ZM32 134H31V135H32ZM82 134L80 133L81 136H82ZM87 134H88V133H87ZM95 134H96V133H95ZM124 134H125V133H124ZM127 134H128V133H127ZM129 134H130V133H129ZM131 134H132V133H131ZM134 134H136V133H134ZM137 134H138V133H137ZM141 134L144 136V133H141ZM141 134H140V135H141ZM155 134L158 135L157 132H155ZM159 134H160V133H159ZM161 134H163V133H161ZM161 134H160V135H161ZM164 134H166V133H164ZM203 134H205V133H203ZM212 134H213V133H212ZM212 134L209 133V135H212ZM217 134H218V133H217ZM1 135H2V134H1ZM1 135H0V137H1ZM31 135H30V136H31ZM85 135H86V134H85ZM85 135H84V136H85ZM125 135H126V134H125ZM125 135H124V136H125ZM142 135H141V136H142ZM151 135L156 136V135H154V134H151ZM179 135H180V134H179ZM179 135H178L177 137H179ZM181 135H180V136H181ZM200 135H201V136H200ZM219 135H220V133H219ZM219 135H217V136H219ZM230 135H233V134H230ZM230 135H228V136H230ZM3 136H4V135H3ZM6 136H7V134H6ZM21 136H22V135H21ZM26 136H29V135H26ZM32 136H33V135H32ZM40 136H41V135H40ZM40 136H39V137H40ZM45 136H46V135H45ZM57 136H58V134H57ZM63 136H64V135H63ZM70 136H71V135H70ZM77 136H78V135H77ZM87 136H88V135H87ZM95 136H96V135H95ZM109 136H111V137L108 139ZM115 136H116V135H115ZM119 136H120V134H119ZM131 136H132V135H131ZM133 136H135V135H133ZM141 136H139V137L141 138ZM146 136H147V135H146ZM146 136H145V137H146ZM174 136H175V135H174ZM204 136H205V135H204ZM204 136H203V137H204ZM213 136H215V135H213ZM224 136H225V135H224ZM226 136H227V135H226ZM226 136H225V137H226ZM234 136H235V135H234ZM238 136H239V133H238L237 137H238ZM240 136H242V134H240ZM243 136H244V134H243ZM248 136H249V135H248ZM252 136H254V135H252ZM256 136H257V135H256ZM263 136H264V135H263ZM4 137H5V136H4ZM12 137L15 138L14 136H12ZM22 137H23V136H22ZM36 137H37V136H36ZM36 137H35V138H36ZM42 137H43V136H42ZM65 137H66V134H65ZM72 137H73V136H72ZM74 137H75V133H74ZM117 137H118V134H117ZM145 137H144V138H145ZM147 137H150V136L148 135ZM160 137L163 139L162 135H161ZM167 137H168V136H167ZM167 137H165V138L167 139ZM172 137H173V135H172ZM208 137H209V136H208ZM208 137H207V138H208ZM219 137L221 138V137H223V136H219ZM225 137H224V138H225ZM230 137H231V136H230ZM245 137L247 138V136H245ZM259 137H260V136H259ZM17 138H19V136H17ZM27 138H28V137H27ZM27 138H26V139H27ZM80 138H81V137H80ZM114 138H115V137H114ZM120 138H121V136H120ZM124 138H125V137H124ZM152 138H153V137H152ZM156 138H157V137H156ZM158 138H159V137H158ZM161 138H160V139H161ZM165 138H164V140H166ZM169 138H170V137H169ZM207 138H206V139H207ZM216 138H217V137H216ZM226 138H227V137H226ZM232 138H233V137H232ZM235 138H236V137H235ZM238 138H239V137H238ZM238 138H237V139H238ZM252 138H253V137H252ZM256 138H257V137H256ZM256 138H253L252 140H255ZM0 139H1V138H0ZM15 139H16V138H15ZM46 139H48V138H46ZM67 139H68V138H67ZM78 139H79V138H78ZM82 139H83V138H82ZM82 139H79V140H82ZM112 139H113V138H112ZM116 139H117V138H116ZM116 139H115V140H116ZM118 139H119V137H118ZM126 139H127V138H126ZM129 139H130V136H129ZM148 139H149V138H148ZM172 139H173V138H172ZM208 139H209V138H208ZM211 139L213 140V137L210 138V140H211ZM217 139H218V138H217ZM221 139H223V138H221ZM227 139H228V138H227ZM237 139H236V140H237ZM242 139H243V138H242ZM242 139H239V142H238L239 144H240V142H242V141H241ZM247 139H248V138H247ZM1 140H2V139H1ZM4 140H5V139H4ZM8 140H9V138H8ZM11 140H12V139H11ZM13 140H14V139H13ZM16 140H17V139H16ZM21 140H23V139H21ZM31 140H32V139H31ZM39 140H40V139H39ZM42 140H43V139H42ZM54 140H55V139H54ZM123 140H124V139H123ZM138 140H140V139H138ZM145 140H146V139H144V141H145ZM149 140H150V139H149ZM149 140H148V141H149ZM156 140H157V139H156ZM174 140H175V139H174ZM204 140H205V139H204ZM225 140H226V139H225ZM236 140H235V141H236ZM32 141H33V140H32ZM49 141H50V140H49ZM51 141H52V140H51ZM59 141H60V139H59ZM69 141H70V139H69ZM82 141H83V140H82ZM86 141H87V140H86ZM110 141H111V139H110ZM128 141H129V140H128ZM128 141H127V142H128ZM141 141H142V138H141ZM151 141H152V140H151ZM151 141H150V143H152ZM153 141H155V140L153 139ZM166 141H167V140H166ZM168 141H170V139H169ZM172 141H173V140H172ZM227 141H228V140H227ZM230 141H231V142H230L231 145H235V144L233 143V142H235L234 140H233V142H232V139H231ZM260 141H263V140L260 139ZM260 141H259V142L257 141V142H258V145L261 144ZM4 142H5V141H4ZM27 142H28V141H27ZM27 142H26V143H27ZM30 142H31V141H30ZM46 142H47V141H46ZM75 142H76V141H75ZM112 142H113V141H112ZM114 142H115V141H114ZM117 142H119V141H117ZM125 142H126V141H125ZM138 142H139V141H138ZM142 142H143V141H142ZM162 142H163V141H162ZM213 142H214V141H213ZM213 142H212V143L209 142V141H207V142H203V143H204V144L202 143L203 145H200V144H199L200 146H199L198 149H199L200 151H202L203 149L207 148V147L210 145V143L213 144ZM216 142H217V141H216ZM243 142H244V141H243ZM245 142H246V139H245ZM253 142H254V141H253ZM17 143H18V142H17ZM26 143H25V144H26ZM33 143H35V141H34ZM41 143H42V142H41ZM72 143H73V142H72ZM72 143H71V144H72ZM77 143H78V141H77ZM83 143H84V142H83ZM108 143H109V142H108ZM110 143H111V142H110ZM110 143H109V144H110ZM136 143H137V140H136ZM139 143H140V142H139ZM199 143H200V142H199ZM220 143H222V142H220ZM220 143L218 142L219 145H220ZM230 143H228V144H230ZM232 143H233V144H232ZM250 143H252V141H250ZM250 143H249V144H250ZM254 143H255V142H254ZM254 143H253V144H254ZM262 143H264V142H262ZM38 144H39V143H38ZM45 144H46V143H45ZM45 144H44V145H45ZM88 144H89V143H88ZM115 144H118V143H115ZM120 144L122 145L121 141H120V143H119V146H120ZM124 144H125V143H124ZM126 144H127V143H126ZM144 144H145V143H144ZM156 144H157V143H156ZM159 144H160V143H159ZM161 144H162V143H161ZM165 144H166V142H164V145H165ZM228 144H227V145H228ZM236 144H237V143H236ZM245 144H246V143H245ZM253 144H252V145H253ZM6 145H7V144H6ZM89 145H90V144H89ZM134 145H135V144H134ZM136 145H137V144H136ZM146 145H149V144H146ZM151 145H152V144H151ZM162 145H163V144H162ZM162 145H161V146H162ZM164 145H163V146H164ZM196 145H197V144H196ZM219 145H218V147H219ZM225 145H226V144H225ZM237 145H238V144H237ZM242 145H243V144H242ZM250 145H251V144H250ZM250 145H249V146H250ZM255 145H256V144H255ZM262 145H263V144H262ZM30 146H31V145H30ZM73 146H74V145H73ZM112 146H113V144H112ZM124 146H125V145H124ZM129 146H130V145H129ZM137 146H139V145H137ZM141 146H142V145H141ZM152 146H153V145H152ZM156 146H158V144H157ZM170 146H171V145H170ZM197 146H198V145H197ZM197 146H196V147H197ZM210 146H211V145H210ZM210 146H209V147H210ZM213 146H215V143L212 145V147H213ZM222 146H223V145H222ZM222 146H221V148H222ZM263 146H264V145H263ZM43 147H44V146H43ZM80 147H81V146H80ZM83 147H84V146H83ZM83 147H81V148H83ZM90 147H92V145H91ZM106 147H108V146H106ZM109 147H110V146H109ZM115 147H117V146H115ZM127 147H128V146H127ZM127 147H126V148H127ZM134 147H135V146H134ZM148 147H149V146H147V149H148ZM154 147H155V144H154ZM165 147H166V146H165ZM167 147H168V146H167ZM171 147H172V146H171ZM171 147H169V148H171ZM189 147H187V148H189ZM191 147H192V146H191ZM191 147H190V148H191ZM209 147H208V149H209ZM241 147H242V146H241ZM245 147H246V146H244V148H245ZM253 147H254V146H253ZM41 148H42V147H41ZM49 148H50V147H49ZM77 148H78V147H77ZM96 148H95V149H96ZM112 148H113V147H112ZM120 148H122V147H120ZM124 148H125V147H124ZM131 148H132V146H131ZM139 148H140V147H139ZM141 148H142V147H141ZM141 148H140V149H141ZM159 148H160V147H159ZM163 148H164V147H163ZM190 148H189V149H190ZM193 148H195V147L193 146ZM214 148H216V147H213V149H214ZM221 148H220V149H221ZM231 148H232V147H231ZM233 148H234V147H233ZM235 148H236V147H235ZM244 148H241V149H244ZM250 148H252V147L250 146ZM258 148H259V146H258ZM25 149H26V148H25ZM42 149H43V148H42ZM73 149H74V148H73ZM78 149H79V148H78ZM89 149H90V148H89ZM102 149H103V148H102ZM113 149H114V148H113ZM149 149H151V148H149ZM154 149H156V148H154ZM220 149H219V150H220ZM229 149H230V148H229ZM252 149H255V148H252ZM47 150H48V149H47ZM63 150H64V149H63ZM83 150H84V149H83ZM91 150H93V148H92ZM97 150H96V151H97ZM110 150H112V149L109 148V153L111 152ZM129 150H132V149H130V147H129ZM129 150H128V152H129ZM144 150H145V148H144ZM167 150H168V149L166 148V151H167ZM185 150H186V149H185ZM192 150H193V149H192ZM222 150H223V149H222ZM224 150H225V149H224ZM230 150H231V149H230ZM233 150H234V149H232V151H233ZM257 150H258V149H257ZM257 150H256V151H257ZM40 151H41V150H40ZM66 151H67V150H66ZM80 151H82V149H81ZM89 151H90V150H89ZM101 151H102V150H101ZM104 151H105V150H104ZM107 151H108V149H107ZM112 151H113V150H112ZM116 151H119V150H115V152H116ZM126 151H127V149H126ZM146 151H148V150H146ZM159 151H160V150H159ZM187 151H188V150H187ZM187 151H186V152H187ZM196 151H197V148H196ZM196 151H195L194 155L196 154ZM205 151H206V149H205ZM209 151H211V150H209ZM215 151H217V149H216ZM227 151H229V150H226V152H227ZM243 151H244V150H243ZM246 151H247V147H246ZM251 151H252V150H250V152H251ZM258 151H259V150H258ZM261 151H262V149L260 150V152H261ZM91 152H92V151H91ZM94 152H95V150L92 152V154L89 152V153H90V156H88L89 159L84 160L83 163L80 162V164H78V165H76V166H73V165H72L73 168L70 167L71 169H70L67 173H65V174L63 173V175H62V177H61L60 180H61V182H64V183H62L63 187H66V188L68 187L69 190H70V187H73V186H70V185H71V184H70V185H69L70 187H69V186L66 184V183H68L69 181H68V182L66 181V183H65V180H67V179L70 180V179H73V178L75 179V178L77 177L76 180H74V179H73V180H74L75 182H77V180H78L80 183H79V182H77V183L81 184V182H82V181H80L81 179H83V178H88V177H89L88 179H90V178H91V179L88 181V184H86L87 182L85 181V182H86V183H85V186H84L83 184L80 185L81 188H80L78 185H74V188H75V187H76V188H75V189L73 188L74 190L71 189L70 191H69V190H66V191L64 192L63 187H61V188L63 189V191L60 189V187H58L62 192H64V193H62L63 195L60 194V196L62 195L61 201H66V200H67V201H73V202H74V198L76 199V197L79 198V199H81V198H80L81 196L78 197L79 195H83V193H85L87 190L92 189V186L94 187L95 185H97L98 183L102 182L103 180H105V182L107 181V178H108V177H106V176H105V177L102 176L103 178H102V177L100 178V177L92 176L91 173H92L93 171L90 173V170L87 171V172H89V173H88L89 175L86 174L85 176L82 177L83 173H82L81 171H83L84 169H87V168L90 169V167L94 164V162H96V161H94V159H95V158H94V155H95V157H96V154H95V153H97V152H95V153H94ZM98 152L100 153V151H98ZM115 152H114V153H115ZM119 152H120V151H119ZM122 152H123V151H122ZM124 152H125V151H124ZM124 152H123V153H124ZM130 152H131V153H130V155H128V156H129V158H130V157L132 158L133 153L136 152V151H135V150H132V151H130ZM154 152H155V150H154ZM154 152L152 151L151 153L153 154ZM176 152H177V151H176ZM176 152L174 153V155L176 154ZM178 152H181V151H178ZM184 152H185V151H184ZM186 152H185V153H186ZM189 152H191V151L189 150ZM193 152H194V150H193ZM206 152H207V151H206ZM219 152L221 153V151H219ZM219 152H217V153H219ZM224 152H225V151H224ZM230 152H231V151H230ZM234 152H235V150H234ZM236 152H237V151H236ZM239 152H240V151H239ZM254 152H255V150H254ZM65 153H66V152H65ZM87 153H88V152H87ZM93 153H94V155H93ZM99 153H98V154H99ZM102 153H104V152H102ZM107 153H108V152H107ZM125 153H126V152H125ZM136 153H137V152H136ZM138 153L140 154L141 151L138 152ZM138 153H137L136 155H137L138 157L140 156V159H141L142 157H144V158H145V157H148L147 159L145 158L146 161L143 160V161H145V162H142L143 164L146 163L147 161H148V162L150 161L149 157H150L151 160H152V159L154 158V156H155L154 154L152 155V154L150 153V154L153 156V158H152V156L149 155V152H148V154H147V152H146V153H145L146 155L143 154L144 156L142 155V157H141V155H138ZM142 153H144V152H142ZM158 153H159V152H158ZM158 153H157V154H158ZM163 153H164V156H165V154H166L167 152L164 151ZM169 153H170V151H169ZM169 153H168V154H169ZM171 153H172V152H171ZM203 153H204V152H203ZM210 153H211V152H210ZM217 153H216L215 155H217ZM222 153H223V152H222ZM232 153H233V152H232ZM237 153H238V152H237ZM242 153H243V152H242ZM244 153L246 154V152H244ZM248 153H249V151H247V154H248ZM257 153H258V152H257ZM257 153H256V154H257ZM262 153H263V152H262ZM262 153H261V154H262ZM60 154H61V153H60ZM116 154H118V153H116ZM127 154H129V153H126V155H127ZM131 154H132V156H131ZM134 154H135V153H134ZM160 154H161V153H160ZM189 154H190V153H189ZM189 154L186 153V156H185V157L180 158V159L177 160V161H176V158H175V161H173L171 164L169 163L168 165H165V164H166L165 161H164L165 164H164V163H163V164H158V163L155 162V163H156L155 166H154L153 163H152L151 165L149 164V166H152V165H153V166L150 167L149 169L147 168V169H148V171H147L148 173H147V172H146V173L148 174V176H149V174L152 176L153 173H154L155 175H157L156 172H158V174H159V172H162V173H163L165 170L167 171V170H169V169H172L175 173H177V172H178V168H179L180 166H182V165H183V166L186 165V167H187V165H188V162H187V161H188V160L190 161V159L192 160V157H193V158L195 157V156H193L192 153H191V155H189ZM207 154H208V152H207ZM207 154H206V155H207ZM226 154H227V153H226ZM226 154H225V155H226ZM240 154H241V153H240ZM258 154H259V153H258ZM64 155H65V154H64ZM71 155H72V154H71ZM73 155H74V154H73ZM76 155H78V154H76ZM76 155H75V156H76ZM80 155H81V154H80ZM91 155H92V157H91ZM105 155H106V154H105ZM109 155H110V154H108V156H109ZM113 155H114V154H113ZM120 155H121V154H120ZM120 155H118V157L115 155V157L119 158ZM126 155H125V156H126ZM147 155H149V156H147ZM179 155H181V154L178 153V156H179ZM184 155H185V154H184ZM184 155H182V156H184ZM196 155H197L198 157H201L202 154L198 155V152H197ZM203 155H204V154H203ZM203 155H202V156H203ZM206 155H205V157H206ZM210 155H213V151H212V153H211ZM225 155H224V156H225ZM228 155H229V154H228ZM248 155H249V154H248ZM250 155H252V154H250ZM254 155H255V154H254ZM262 155H263V154H262ZM262 155H261V156H262ZM99 156H100V155H99ZM99 156H98V157H99ZM111 156H112V155H111ZM111 156H110V157H111ZM122 156H123V155H121V157H122ZM128 156H126L127 159H129ZM137 156H136V157H137ZM162 156H163V155H162ZM167 156H168V155H167ZM222 156H223V155H222ZM232 156H233V155H232ZM237 156H238V155H237ZM237 156H236V157H237ZM245 156H246V155H245ZM255 156H256V155H255ZM261 156H259L260 159H261L262 157H264V156H262V157H261ZM62 157H63V156H62ZM80 157H81V156H80ZM90 157H91V158H90ZM98 157H97V158H98ZM106 157H107V156H106ZM110 157H109V158H110ZM123 157H124V156H123ZM126 157H125V158H126ZM133 157H135V156H133ZM136 157H135V158H136ZM160 157H161V156H160ZM168 157H169V156H168ZM171 157H172V156H171ZM171 157H170V158H171ZM175 157H176V155H175ZM179 157H180V156H179ZM208 157H209V156H208ZM208 157H207V158H208ZM213 157H214V156H213ZM213 157H212V158H213ZM216 157H219V156H216ZM238 157H239V156H238ZM240 157L242 158V155H241ZM240 157H239V158H240ZM243 157H244V156H243ZM247 157H249V156H247ZM250 157H251V156H250ZM252 157H253V156H252ZM56 158H58V157H56ZM74 158H75V157H74ZM74 158H73V159H74ZM77 158H78V157H77ZM102 158H103V157H102ZM125 158H124V159H125ZM135 158H134V159H135ZM161 158H162V157H161ZM161 158H160V159H161ZM177 158H178V157H177ZM195 158H196V157H195ZM214 158H215V157H214ZM229 158H231V157H229ZM232 158H233V157H232ZM257 158H258V157H257ZM105 159H106V158H105ZM110 159H111V158H110ZM140 159L138 158V161H139ZM154 159H155V158H154ZM158 159H159V158H158ZM162 159H163V158H162ZM164 159H165V158H164ZM172 159H173V158H172ZM200 159H201V158H200ZM202 159H203V158H202ZM227 159H228V158H227ZM234 159H235V158H234ZM234 159H233V160H234ZM236 159H237V158H236ZM243 159H244V158H243ZM260 159H259V160H260ZM54 160H55V159H54ZM56 160H57V159H56ZM113 160H115V159H113V156H112V162H113ZM130 160H132V159H130ZM135 160H136V159H135ZM169 160H170V159H169ZM169 160H168V161H169ZM194 160H195V159H193V161H194ZM197 160H199V159H197ZM197 160H196V161H197ZM209 160H210V159H209ZM214 160H216L217 162H219V160H217V159H214ZM221 160H224V159H221ZM238 160H239V159H238ZM254 160H255V159H254ZM259 160H257V161H259ZM263 160H264V158H263ZM58 161H60V160H58ZM99 161H101V160H99ZM99 161H98V162H99ZM104 161H106V160H104ZM118 161H119V160H118ZM120 161H125V160L120 159ZM126 161H128V160H126ZM136 161H137V160H136ZM141 161H142V159H141ZM141 161H139V163H140ZM171 161H172V160H170V162H171ZM199 161H200V160H199ZM205 161H207V160L205 159ZM205 161H204V162H205ZM211 161H212V160H210L209 162L211 163ZM216 161H215V162H216ZM225 161H226V160H225ZM261 161H262V160H260V162H261ZM54 162H55V161H54ZM54 162H53V163H54ZM72 162H73V161H72ZM110 162H111V161H110ZM128 162H129V161H128ZM153 162H154V160H153ZM157 162H158V160H157ZM159 162H160V161H159ZM190 162H191V161H190ZM190 162H189V163H190ZM194 162H195V161H194ZM221 162H222V161H221ZM221 162H220V163H221ZM223 162H224V161H223ZM227 162H229V161H227ZM246 162H247V161H246ZM262 162H263V161H262ZM50 163H51V162H50ZM57 163H58V162H57ZM100 163H102V161H101ZM108 163H109V161H108ZM125 163H126V162H125ZM184 163H187V164H184ZM199 163H201V162H199ZM202 163H203V162H202ZM212 163L214 164V162H212ZM212 163H211V164H212ZM249 163H250V161H249ZM257 163H258V162H257ZM263 163H264V162H263ZM103 164H104V163H103ZM103 164H101V167H104ZM111 164H112V163H111ZM113 164H114V163H113ZM115 164H119V165H117V166L121 167L120 163H117V161H115ZM115 164H114V165H115ZM132 164H133V163H132ZM137 164H138V163H137ZM191 164H193V163H191ZM191 164L189 165V167H191ZM194 164H195V163H194ZM204 164H205V163H204ZM204 164H203V165H204ZM211 164H210V165H211ZM215 164H216V163H215ZM228 164H229V163H228ZM242 164H244V163H242ZM48 165H49V164H48ZM54 165H55V164H54ZM54 165H53V166H54ZM94 165H96V164H94ZM99 165H100V164H99ZM109 165H110V164H109ZM130 165H131V164H130ZM139 165H140V164H139ZM210 165H209V166H210ZM216 165H217V164H216ZM223 165H224V164H223ZM223 165H222V166H223ZM235 165H236V163H235ZM238 165H239V162H238ZM249 165H250V164H249ZM253 165H254V164H253ZM255 165H257V164L255 163ZM258 165H259V164H258ZM51 166H52V165H51ZM68 166H69V165H68ZM96 166H97V165H96ZM112 166H113V165H112ZM122 166H123V165H122ZM132 166H133V165H132ZM132 166H131V167H132ZM134 166H135V165H134ZM144 166H145V165H144ZM144 166H142V168H143ZM146 166H147V165H146ZM149 166H147V167H149ZM193 166H194V165H193ZM196 166H197V164H196ZM201 166H202V165H201ZM206 166H207V165H206ZM211 166H212V165H211ZM211 166H210V167H211ZM213 166H214V165H213ZM227 166H228V165H227ZM244 166H246V165H244ZM247 166H248V164H247ZM108 167H109V166H108ZM108 167H107V168H108ZM110 167H111V166H110ZM115 167H116V166H115ZM128 167H129V170H131V169H130L131 167H130V166H128ZM184 167H185V166H184ZM184 167H183V168H184ZM189 167H187V168H189ZM199 167H200V166H199ZM210 167H209V168H210ZM234 167H235V166H232L231 169L234 168ZM237 167H238V169H239V166H237ZM253 167H254V166H253ZM45 168H46V167H45ZM47 168H48V167H47ZM47 168H46V170H47ZM92 168H93V166H92ZM92 168H91V169H92ZM98 168H100V167H98ZM105 168H106V167H105ZM107 168H106V169H107ZM116 168H117V167H116ZM139 168H140V167H139ZM191 168H192V167H191ZM191 168H190V169H191ZM193 168H194V167H193ZM201 168H202V167H201ZM209 168H208V169H209ZM216 168H217V167H216ZM224 168H225V166H224ZM240 168H241V167H240ZM245 168H246V167H245ZM263 168H264V167H263ZM48 169H49V168H48ZM100 169H101V168H100ZM133 169H134V168H133ZM143 169H144V168H143ZM179 169H180V168H179ZM197 169H198V168H197ZM205 169H206V168H205ZM205 169H204V170H205ZM211 169H213V168H211ZM211 169H210V170H211ZM242 169H243V168H242ZM242 169H241V170H242ZM258 169H259V168H258ZM31 170H32V169H31ZM50 170H51V169H50ZM54 170H55V169H54ZM54 170H53V171H54ZM94 170H95V169H94ZM96 170H97V169H96ZM111 170H112V169L110 168V171H111ZM113 170H115L114 167H113ZM113 170H112V171H113ZM119 170H120V168H119ZM123 170H124V169H123ZM125 170H127V169H125ZM145 170H146V169H145ZM145 170H144V171H145ZM172 170H171V171H172ZM175 170H177V172H176ZM192 170H193V169H192ZM195 170H196V169H194L193 171H195ZM199 170L201 171V169H199ZM210 170H209V171H210ZM213 170H214V169H213ZM227 170H228V169H226V171H227ZM234 170H235V168H234ZM255 170H256V169H255ZM3 171H4V170H3ZM28 171H29V170H28ZM33 171H34V170H33ZM105 171H106V170H105ZM107 171H108V170H107ZM110 171H108V172H110ZM121 171H122V170H120L119 172H121ZM131 171H132V170H131ZM137 171H138V170H137ZM173 171H172V172H173ZM197 171H198V170H197ZM197 171H196V172H197ZM200 171H199V172H200ZM206 171H207V170H206ZM222 171H223V169H222ZM229 171H231V170H229ZM242 171H243V170H242ZM252 171H253V169H252ZM7 172H8V171H7ZM19 172H20V171H19ZM19 172H18V173H19ZM26 172H27V171H26ZM80 172H81L82 174H80ZM94 172L97 173V171H94ZM102 172H103V171H102ZM122 172H124V171H122ZM125 172H126V171H125ZM139 172H140V171H139ZM174 172H173V173H174ZM203 172H204V171H203ZM214 172H215V171H214ZM219 172H220V171H219ZM223 172H225V171H223ZM239 172L241 173L240 170H239ZM9 173H10V172H9ZM20 173H21V172H20ZM22 173H23V172H22ZM22 173H21V174H22ZM50 173H51V172H50ZM98 173H99V171H98ZM114 173H115V172H114ZM114 173H113V176H114ZM135 173H136V171H135ZM140 173H141V172H140ZM140 173H138V174H140ZM162 173H160V175H161ZM165 173H166V172H165ZM185 173H186V172H185ZM192 173H193V172H192ZM205 173H206V172H205ZM205 173H204V174H205ZM207 173H208V172H207ZM225 173H226V172H225ZM232 173H233V172H232ZM247 173H249V172H247ZM4 174H5V173H4ZM4 174H3V175H4ZM11 174L13 175V174H15V172H14V173H11ZM30 174H31V173H30ZM34 174H35V172H34ZM40 174H41V173H40ZM44 174H46V173H44ZM106 174H107V173H106ZM122 174H123V173H122ZM126 174H128V172H127ZM126 174L124 173L123 176H126ZM133 174H134V173H133ZM138 174H137V175H138ZM143 174L145 175L144 177L146 178V174H145L144 172H143ZM143 174L140 175V176L142 177ZM167 174H168V173H167ZM167 174H166V176H167ZM199 174H202V173H199ZM211 174H212V173H211ZM223 174H224V173H223ZM229 174H230V173H229ZM233 174H234V173H233ZM1 175H2V174H1ZM22 175H23V174H22ZM36 175H37V174H36ZM36 175H35V176H36ZM42 175H43V174H42ZM46 175H47V174H46ZM46 175H43V176H46ZM78 175H79V176H78ZM80 175H81V177H80ZM93 175H94V174H93ZM109 175H110V174H108V176H109ZM129 175H130V174H129ZM129 175H128V176H129ZM189 175H190V174H189ZM238 175H240V174H238ZM241 175H242V174H241ZM9 176H10V175H9ZM17 176H18V175H17ZM97 176H98V175H97ZM111 176H112V175H111ZM111 176H110V177H111ZM115 176H116V175H115ZM123 176L121 175V176H119V177H123ZM135 176H136V175H135ZM148 176H147V177H148ZM163 176H164V175H163ZM206 176H207V175H206ZM218 176H219V174H218ZM221 176H222V175H221ZM221 176H220V177H221ZM224 176H225V175H224ZM230 176H231V175H230ZM230 176H228V177H230ZM6 177H7V176H6ZM31 177H32V176H30V178H31ZM36 177H37V179H38L39 176H36ZM70 177H71V178H70ZM141 177H140V179H141ZM144 177H143V178H144ZM157 177H160V176H157ZM164 177H165V176H164ZM185 177H186V176H185ZM187 177H188V176H187ZM189 177H190V176H189ZM189 177H188V178H189ZM208 177H209V176H208ZM208 177H207V178H208ZM233 177H234V176H233ZM233 177H232V178H233ZM1 178H2V177H1ZM14 178H15V177H14ZM26 178H27V177H26ZM33 178H34V177H33ZM58 178H59V177H58ZM112 178H114V177H112ZM112 178H111V179H112ZM116 178H117V177H116ZM116 178H115V179H116ZM165 178H166V177H165ZM168 178H169V177H168ZM190 178H191V177H190ZM193 178H194V177H193ZM214 178H215V177H214ZM249 178H250V177H249ZM12 179H13V178H11L10 180H12ZM34 179H35V178H34ZM40 179H41V178H40ZM48 179H49V178H48ZM56 179H57V177H56ZM88 179H86V180H88ZM111 179H110V180H111ZM125 179H127V178L125 177ZM132 179H133V178H132ZM134 179H135V178H134ZM152 179H153V178H152ZM163 179H164V178H163ZM200 179H202V178L200 177ZM203 179H204V178H203ZM225 179H226V178H225ZM229 179H230V178H229ZM52 180H53V179H52ZM54 180H55V179H54ZM84 180H85V179H84ZM112 180H113V179H112ZM112 180H111V181H112ZM116 180H117V179H116ZM120 180H121V179H120ZM122 180H123V178H122ZM135 180H136V179H135ZM138 180H139V178H138ZM153 180H154V179H153ZM153 180H152V181H153ZM158 180H160V179H158ZM187 180H188V179H187ZM240 180H241V179H240ZM240 180H239V181H240ZM5 181H6V180H5ZM15 181H16V180H15ZM57 181H58V180H57ZM70 181H72V180H70ZM118 181H119V180H118ZM127 181H128V180H127ZM132 181H133V180H132ZM166 181H167V180H166ZM215 181H217V180H215ZM232 181H233V180H232ZM241 181H242V180H241ZM3 182H4V181H3ZM113 182H114V181H113ZM134 182H135V181H134ZM137 182H138V181H137ZM141 182H142V180H141ZM150 182H151V181H150ZM154 182L156 183V181H154ZM210 182H211V181H210ZM0 183H1V182H0ZM7 183H8V182H7ZM16 183H17V182H16ZM33 183H34V182H33ZM58 183H59V181H58ZM69 183H70V182H69ZM69 183H68V184H69ZM82 183H83V182H82ZM106 183H107V182H106ZM121 183H123V182H121ZM143 183H144V181H143ZM145 183H146V182H145ZM148 183H149V182H148ZM151 183H152V182H151ZM161 183H162V182H161ZM1 184H2V183H1ZM31 184H32V183H31ZM52 184H53V183H52ZM56 184H57V183H56ZM64 184H66V186H65ZM74 184H75V183H74ZM126 184H127V183H126ZM130 184H131V183H130ZM141 184H142V183H141ZM7 185H8V184H6L5 186H7ZM11 185H14V184H11ZM16 185H17V184H16ZM16 185H15V186H16ZM47 185H48V184H47ZM47 185H46V186H47ZM53 185H54V184H53ZM53 185H52V186H53ZM62 185H61V186H62ZM108 185H109V184H108ZM112 185H113V184H112ZM116 185H117V184H116ZM127 185H128V184H127ZM131 185H133V184H131ZM131 185H130V186H131ZM144 185H145V184H144ZM0 186H1V185H0ZM2 186H3V184H2ZM5 186H4V187H5ZM19 186H20V185H19ZM19 186H18V187H19ZM32 186H33V185H32ZM46 186H45V187H46ZM50 186H51V185H50ZM56 186H57V185H56ZM58 186H60V184H59ZM82 186H83V187H82ZM100 186H101V185H100ZM109 186H110V185H109ZM141 186H142V185H141ZM149 186H150V184H149ZM16 187H17V186H16ZM18 187H17V188H18ZM45 187H44V188H45ZM48 187H49V186H48ZM48 187H46V189H47ZM77 187H78V188H77ZM96 187H97V186H96ZM115 187H116V186H115ZM126 187H127V186H126ZM153 187H154V186H153ZM153 187H152V188H153ZM158 187H159V186H158ZM17 188H16V191L14 190L15 192H14V191H13V192H10V191H9L10 194H8V196H7V193H6V194L2 193L3 195L0 194V202H2L4 199H6V200H4V202H6V201H9V202H10V201H11V202L14 201V202H15L16 199H17V202H18V200L20 201L21 199H23V201H25V200H24V197L27 198V197H29V194H30V192H29V191H30L29 188H28V191H27V190H25L26 187H24V188H25L24 191H22V190H23V189H22V190H21L22 192H19V195H20L22 198H21L19 195H17V194H18ZM20 188H21V187H20ZM39 188H40V187H39ZM42 188H43V187H41V190H39V189L37 188V190L34 191V192H37V191L40 192V191H42V193H43V192L45 191V189H44V191H43ZM50 188H51V187H50ZM54 188H55V187H54ZM109 188H110V187H109ZM113 188H114V186H113ZM122 188H123V187H122ZM122 188H121V189H122ZM135 188H136V187H135ZM0 189H1V188H0ZM10 189H11V188H10ZM35 189H36V188H35ZM35 189H34V190H35ZM56 189H57V188H56ZM93 189H94V188H93ZM103 189H104V188H103ZM105 189H107V188H105ZM121 189H120V190H121ZM126 189H127V188H126ZM133 189H134V188H133ZM18 190H19V188H18ZM32 190H33V188H32ZM32 190H31V193H34V192H32ZM47 190H48V189H47ZM98 190H99V189H98ZM101 190H102V189H101ZM109 190H110V189H109ZM112 190H113V189H112ZM4 191H5V190H4ZM19 191H20V190H19ZM50 191L52 192V190H49V192H50ZM56 191H57V190H56ZM58 191H59V190H58ZM58 191H57V193H59ZM90 191H92V190H90ZM94 191H95V190H94ZM106 191H107V190H106ZM0 192H1V191H0ZM2 192H3V191H2ZM7 192H8V190H7ZM25 192H27L26 194H27L28 196H26ZM28 192H29V193H28ZM47 192H48V191H47ZM49 192H48V193H49ZM51 192H50V193H51ZM88 192H89V191H88ZM104 192H105V190H104ZM108 192H109V191H108ZM118 192H119V191H118ZM15 193H16V194H15ZM20 193H21V194H20ZM23 193H24V195H25L24 197L22 196ZM45 193H46V192H45ZM54 193H55V192H54ZM57 193H56V194H57ZM94 193H95V192H94ZM97 193H98V192H97ZM113 193H114V192H113ZM35 194H36V195H39L38 197H40V195H41L40 193H35ZM86 194H87V193H85V195H86ZM111 194H112V193H111ZM111 194H110V195H111ZM33 195H34V194H33ZM33 195H30V196L34 197L35 195H34V196H33ZM43 195H45V194H43ZM51 195H52V193H51ZM53 195H55V194H53ZM45 196H46V195H45ZM47 196H48V195H47ZM47 196H46V197H47ZM60 196H59V197H60ZM98 196H99V195H98ZM104 196H105V195H104ZM18 197H19V199H18ZM32 197H31V199H32ZM35 197H37V196H35ZM35 197H34V198H35ZM38 197H37V199H39ZM49 197H51V196H49ZM52 197H53V196H52ZM56 197H58V196L56 195ZM59 197H58L57 199H60ZM40 198H41V197H40ZM82 198H83V197H82ZM87 198H88V197H87ZM94 198H95V197H94ZM27 199H28V198H27ZM35 199H36V198H35ZM44 199H45V198H44ZM44 199L42 200L43 203H44ZM79 199H78L77 201H79ZM84 199H85V198H84ZM29 200H30V199H29ZM29 200H27V203H22V205H20V207H18L17 209H15L17 206H16L15 208H13V209H14V210L12 209L13 212H12V210L9 212L10 209L8 210V212H9L11 215L14 214L15 212H16V213L18 212V214H19V212L22 213L23 210L27 209V207H28V209L30 208V206H31V205H30L31 202H28ZM33 200H34V199H33ZM33 200H31V201L33 202ZM49 200H50V198H49ZM51 200H52V198H51ZM55 200H56V198L54 199V201H55ZM82 200H83V199H82ZM86 200H87V199H86ZM89 200H90V199H89ZM93 200H94V199H93ZM21 201H22V200H21ZM77 201H76V202H77ZM80 201H81V200H80ZM17 202H16V204H18ZM36 202H40V200H39V201H36ZM36 202H35V200H34L33 204L36 203ZM58 202H59V201H57V204H58ZM2 203H3V202H2ZM2 203H0V204H2ZM6 203H7V202H6ZM12 203H13V202H12ZM55 203H56V202H55ZM59 203H60V202H59ZM67 203H69V202H67ZM67 203H66V204H67ZM10 204H11V203H10ZM10 204H9V206H11ZM14 204H15V203H14ZM20 204H21V203H20ZM36 204H37V203H36ZM41 204H42V203H41ZM41 204H39V205H41ZM47 204H48V203H47ZM52 204H54V203H52ZM57 204H55V206H56ZM74 204H75V203H74ZM18 205H19V204H18ZM29 205H30V206H29ZM44 205H45V204H44ZM64 205H65V203H64ZM64 205H63V206H64ZM2 206H3V205H2ZM4 206H5V205H4ZM4 206H3V208H4ZM7 206H8V205H7ZM32 206L35 207L34 205H32ZM37 206H38V205H37ZM47 206H49V205H47ZM50 206H51V205H50ZM50 206H49V207H50ZM52 206H53V205H52ZM55 206H53V207L56 208L57 206H56V207H55ZM5 207H6V206H5ZM38 207H39V206H38ZM42 207L44 208V206H42ZM59 207H60V206H59ZM0 208H1V207H0ZM9 208H10V207H9ZM36 208H37V207H36ZM45 208H47V207L45 206ZM45 208H44V209H45ZM61 208H62V203H61ZM74 208H75V207H74ZM50 209H51V208H50ZM58 209H59V208H58ZM32 210H33V209H32ZM35 210H36V209H34V211H35ZM37 210H38V209H37ZM56 210H57V209H56ZM74 210H75V209H74ZM46 211L49 212V210H46ZM50 211H51V210H50ZM58 211H60V210H58ZM64 211H65V209H64ZM8 212H7V216L9 217V215H8L9 213H8ZM27 212H28V210H27ZM27 212H26V214H27L26 216L28 217V213H27ZM41 212H45V211H44L43 209L38 210V211H35V212L32 214V215H33V216H32L33 218L31 217V221H29V222H27V223H26L25 220H22V221H21V220L19 219L20 217H18V215H17V217H18V219H19L20 221H17V219H16L17 217H16V218H13V217H12L13 219H16V222H15V221H14V222H9L10 224H9V226L7 225L8 228L6 227V228H7V229H5L6 231L3 230L2 233L0 232V245L6 243L7 240H10L9 238H11L12 236H14L17 232H20V230H22V229H23L28 223H32V221L37 220V219L39 220V218H38L39 215H40V214H43V213H41ZM48 212H46V213H48ZM65 212H66V211H65ZM24 213H25V212H24ZM31 213H32V212H31ZM55 213H56V212H55ZM57 213H58V212H57ZM58 214H59V213H58ZM65 214H66V213H65ZM5 215H6V214H5ZM14 215H15V214H14ZM7 216H3V217L8 218ZM20 216H21V215H20ZM29 216H30V215H29ZM3 217L0 218V224H1V222H3V221H2V218H3ZM40 217H41V216H40ZM53 217H54V216H53ZM53 217H52V218H53ZM61 217H62V216H61ZM6 218H5V219H6ZM10 218H11V216H10ZM24 218H25V217H24ZM28 218H30V217H28ZM47 218H49V217H47ZM58 218H59V217H58ZM3 219H4V218H3ZM8 219H9V218H8ZM21 219H22V218H21ZM42 219H44V218H42ZM50 219H51V218H50ZM54 219H55V218H54ZM26 220L28 221L27 218H26ZM4 221H6V220H4ZM8 221H11V220H7V222H8ZM40 221H41V220H40ZM40 221H39V222H40ZM198 221H199V220H198ZM7 222H6V224H7ZM42 222H43V221H42ZM196 222H197V221H196ZM203 222H204V221H203ZM203 222H202V223H203ZM33 223H34V222H33ZM33 223H32V224H33ZM36 223H37V221H36ZM36 223H34V224H36ZM44 223H46L45 220H44ZM44 223H43V224H44ZM53 223H54V222H53ZM198 223H199V222H198ZM208 223H210V222H208ZM208 223H207V220H206V223H204V224H207V225H208ZM212 223H213V222H212ZM3 224L5 225V223H3ZM32 224H28V225H27V228H25V230L28 229V228H30V227H28V226H31ZM51 224H52V223H51ZM199 224H200V223H199ZM199 224H198V225L196 224L195 227H197V226L201 227L200 225H203V224H200V225H199ZM213 224H214V223H213ZM193 225H194V223H193ZM217 225H218V224H217ZM5 226H6V225H5ZM5 226H4V227H5ZM45 226H46V225H45ZM45 226L43 225V227H45ZM50 226H51V225H50ZM191 226H192V225H191ZM209 226H211V225H209ZM221 226H222V225H221ZM221 226H220V227H221ZM1 227H2V226H1ZM31 227H32V226H31ZM201 228H202V227H201ZM201 228H200V229H201ZM210 228H211V227H210ZM215 228H217V227H215ZM2 229H3V228H2ZM198 229H199V228H198ZM220 229H221V228H220ZM252 229H253V228H252ZM195 230H196V229H195ZM195 230H194V231H195ZM218 230H219V229H218ZM254 230H255V229H254ZM254 230H252V231H254ZM258 230H259V229H258ZM262 230H263V229H262ZM22 231H23V230H22ZM248 231H249V233H250L251 230H248ZM260 232H261V231H260ZM244 233H245V232H244ZM244 233H243V234H244ZM251 233H252V232H251ZM17 234H18V233H17ZM26 234H27V233H26ZM246 234H247V233H245V235H246ZM260 234H261V233H260ZM263 234H264V233H263ZM236 235H237V234H236ZM238 235H239V234H238ZM258 235H259V234H258ZM258 235H257V236H258ZM15 236H16V235H15ZM20 236H21V234H20ZM242 236H243V235H242ZM22 237H23V236H22ZM246 237H247V236H246ZM246 237H245V238H246ZM13 238H14V237H13ZM208 238H209V237H208ZM230 238H231V237H230ZM230 238H229V239H230ZM243 238H244V237H243ZM251 238H252V236H251ZM251 238H250V240H251ZM256 238H257V237H256ZM11 239H12V238H11ZM238 239H239V238H238ZM241 239H242V237H241ZM248 239H249V238H248ZM263 239H264V238H263ZM209 240H211L210 242L212 243L214 239H209ZM209 240L207 241V243L209 242ZM224 240H225V239H224ZM227 240H228V239H227ZM227 240H225L224 243H223V242H222V243L225 244ZM244 240H245V239H244ZM244 240H243V241H244ZM252 240H254V239H252ZM257 240H258V238H257ZM229 241H231V242H229V243L232 245V242H233V241L235 242V238H234V240H229ZM241 241H242V240H241ZM246 241H247V240H246ZM255 241H256V239H255ZM217 242H218V241H217ZM244 242H245V241H244ZM248 242L250 243L251 241H248ZM248 242H247V243H248ZM262 242H263V241H262ZM262 242H261V243H262ZM15 243H16V242H15ZM197 243H198V242H197ZM199 243H200V242H199ZM202 243H203V242H202ZM202 243H200L201 245H200V244H196V243H195V244H196V246H197V245L202 246V245H203ZM205 243H206V242H205ZM220 243H221V242H220ZM227 243H228V242H227ZM227 243L225 244L226 246H227ZM239 243H240V244H237V246H238V245H240V246L242 245L241 242H239ZM245 243H246V242H245ZM6 244H7V243H6ZM195 244L193 245V247L195 246ZM214 244H215V240H214ZM214 244H213V245H214ZM217 244L219 245V242H218ZM250 244H251V243H250ZM15 245H16V244H15ZM175 245H176V244H175ZM190 245H192V244H190ZM204 245L206 246V244H204ZM208 245H209V244H207V246H208ZM215 245H216V244H215ZM215 245H214L213 247H215ZM221 245H222V244H221ZM225 245H223V246L225 247ZM19 246H20V245H19ZM19 246H18V249H19ZM158 246H159V245H158ZM200 246H199V247H200ZM232 246H233V245H232ZM240 246H239V247H240ZM243 246H244V245H243ZM0 247H1V246H0ZM13 247H14V248H13ZM156 247H157V246H156ZM170 247H171V246H170ZM176 247H177V246H176ZM176 247H174V248H176ZM193 247H192V248H193ZM199 247H198V248H199ZM213 247H212V249H213ZM12 248H13L12 250H14V249H15V246H12ZM196 248H197V247H196ZM196 248L193 249V251L196 250ZM200 248H201V247H200ZM200 248H199V249H200ZM208 248H209V247H207V249H208ZM210 248H211V247H210ZM220 248H221V246H220ZM220 248H218V249H220ZM229 248H231V247H229ZM232 248H233V247H232ZM202 249H204V248L202 247ZM226 249H227V248H226ZM242 249H243V248H242ZM10 250H11V249H10ZM12 250H11V252H12ZM190 250H191V248H190ZM190 250H189V251H190ZM205 250H206V249H205ZM214 250H215V249H214ZM223 250H225V249H223ZM228 250H229V249H228ZM232 250H233V249H232ZM14 251L16 252V249H15ZM14 251H13V252H14ZM18 251H19V250H18ZM18 251H17V252H18ZM198 251H199V250H198ZM201 251H203V250L200 249V252H201ZM220 251H221V249H220ZM11 252L8 251V253L12 254ZM194 252H195V251H194ZM203 252H204V251H203ZM203 252H202V253H203ZM206 252L209 253V249H208V251H205V253H206ZM211 252H212V251H211ZM213 252H214V251H213ZM213 252H212V253H213ZM218 252H219V251H218ZM221 252H222V251H221ZM187 253H189V252H187ZM187 253H186V254H187ZM198 253H199V252H198ZM4 254H5V253H4ZM4 254H3V255H4ZM10 254H9V255H10ZM15 254H16V253H15ZM191 254H192V252H191ZM194 254H195V253H194ZM206 254H207V253H206ZM209 254H210V253H209ZM3 255H2V257H3ZM151 255H152V254H151ZM154 255H156V254H154ZM187 255H188V254H187ZM196 255H197V254H195V255H193V256L196 257ZM200 255H201V254H200ZM216 255H217V254H216ZM6 256H7V255H6ZM13 256H14V255H13ZM184 256H186V255H184ZM2 257H0V259H2ZM143 257H144V256H143ZM147 257H150V256H147ZM195 257H192V259L195 258ZM209 257H210V256H209ZM135 258H136V257H135ZM135 258H134L133 260H135ZM138 258H139V257H138ZM138 258H137V259H138ZM141 258H142V257H141ZM144 258H146V257H144ZM144 258H142L143 261H145ZM200 258H201V257H200ZM8 259H9V258H8ZM137 259H136V260H137ZM139 259H140V258H139ZM150 259H151V258H150ZM183 259H184V257H183ZM188 259H189V258H188ZM190 259H191V258H190ZM190 259H189V260H190ZM207 259H208V258H207ZM146 260H147V262H149V261H148L149 259L146 258ZM155 260H156V259H155ZM185 260H186V258H185ZM202 260H203V259H202ZM138 261H140V260H138ZM141 261H142V260H141ZM141 261H140V262H141ZM151 261H152V259H151ZM153 261H154V257H153ZM187 261H188V260H187ZM194 261H197L196 258H195ZM198 261H199V260H198ZM190 262H191V261H190ZM130 263H131V262H130ZM143 263H144V262H143ZM186 263H189V262H186ZM195 263H197V262H195ZM195 263H194V264H195ZM134 264H135V263H134ZM136 264H139V263L137 262ZM140 264H141V263H140ZM149 264H150V262H149ZM177 264H178V263H177ZM180 264H181V263H180Z\"/></svg>",
	"mask_w": 264,
	"mask_h": 264
}]
</instances>
